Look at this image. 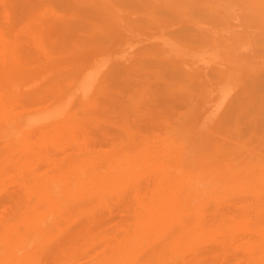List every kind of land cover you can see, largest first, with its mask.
<instances>
[{
  "label": "rangeland",
  "instance_id": "rangeland-1",
  "mask_svg": "<svg viewBox=\"0 0 264 264\" xmlns=\"http://www.w3.org/2000/svg\"><path fill=\"white\" fill-rule=\"evenodd\" d=\"M7 1H8V4L3 5L4 3H7ZM12 1H14V3H12ZM15 1L16 0H0V2H1L0 4L3 3L2 4L3 6L0 5V9H2V10H0V12H1V14L3 13L4 16H5L4 17L3 15L0 14L1 16H3V17H0V20H1V22L4 20L3 21L4 24L7 23L5 25L2 24L3 22L1 23V26L4 25L5 29H2V27L0 26V31L4 34V36L6 35L5 36L6 38H8V37L11 38V39L8 38L9 40H13L15 38V40L20 39V41H21V39L22 40L25 39L24 41H26V38H27L28 41H31L33 39L30 42V46H31V43L33 44V42H34L35 36H37V34H35V32L38 33L40 31H43L42 27H39V22H41V20L43 22H46L45 20L48 19L47 21L49 23V20L51 18L50 13L48 11H45L46 9H44V10L42 9V4H44L42 1H44V0H38V1L37 0H24L25 2L23 0H19L20 2H22V4H20L22 6L21 8H19L20 7L19 3H18V7L16 6L17 4H16ZM36 1H37V5L34 3ZM45 1H47V0H45ZM58 1L57 0H50L49 6L55 8V9L61 7L60 9H62L63 5L65 4V1L63 0L64 3H61L63 1H60V0H58ZM77 1H78V4L77 3L76 4L78 5L79 9H84L85 7L86 8L90 7V9H88V11H86V12H83L85 10L82 11V13L84 15H87V18L89 20L90 19L97 20L98 23L101 26L108 27L109 29H114V28L117 29V28L123 26V28H122L123 31H124L123 33L124 34L126 33L123 37H128V38L127 39L124 38L123 42L120 43V44L113 43L112 41L109 40V42L102 48V50L100 48L99 49H95L94 48L92 53L90 54L91 56H87L85 59H80L79 58V55L80 56L82 55L81 54L80 45H74L76 47H72L73 45H64V48L56 47V46L52 47V48L49 47L50 48V50H49L50 57L48 56V57L44 58L43 60L38 58L39 59L38 60L36 58L37 57L36 56L35 59H34L35 54L37 55V51H34V52H36V53H34L33 50H29L30 55L28 56L27 54L29 52H27V49H26L27 46H28V44H27V46H25V48H24V49H26V51L25 50L24 51L27 53V54H24L26 56L25 61L28 63V62L31 61L32 58H33L32 60H34V61H31V64H29V65L26 64V62L25 63L23 62L24 63L23 64L24 68H23L22 73L15 74L12 77L11 76L10 77L7 76L5 78V81H4V85L5 86H4V88H6V87L7 88L4 89V90L6 91V93L8 92L7 93L8 96L13 94L12 92H14V91H15L14 93L18 94L17 96L19 98H21L23 96V94H24V96L27 94L21 100L25 102L26 98H28L27 99V103H28L30 98H31V95L33 94V92L35 93L37 90H39V88L42 85H43V90H44V88L46 90V88H47L46 86H48L47 91L49 90L48 91L49 94L46 91H44V93H43L44 99L43 100L48 103L49 99L51 100L50 102H52V101H54L56 99H59V98H61L60 100L63 99L62 102L60 101V103L62 105H60V103L58 102L59 100L56 102V104L58 103V105L60 106V107L58 106V109L60 108V109L64 110V112H66V114H67V112L68 113L70 112L71 114L69 113L68 115L72 116V114H76V113H74L75 110H76V112H77V110H79L77 107L78 106L80 107V105H78V103H79L78 101L79 100L77 101V99H79L78 95H79L80 91H78V90H76V88L72 87V81L76 82L78 77L84 71L87 72V69H88L89 66L91 67V66H94V64H97V67H98V66L101 65V70H103V72H104L109 67L111 62L115 61V59L117 57L121 56V54H122L121 52L125 48H128V50L131 51V52H134V51L138 52V51H142V50H147L148 48L153 47V46L158 47V44H163L164 53L166 51L165 54H167V51H168V53L170 54V57L172 59H174V60L179 62V65H180L181 69H186V67L189 68V65H190V66H192L191 69L195 70L197 72V73L192 74V76L194 78V85L191 87V90H192L193 94L195 95V98L197 99V101H194V104H190V106L188 105V106L185 107L186 110L188 108L191 109L190 112L192 110H195V115L192 116L189 113L188 120H186L185 122H181V123H177L176 119H175L173 121V123H175V124L168 123L169 124L168 126L165 125L168 128L167 129L161 128V129H159V132H158L157 128L154 129L152 127H150V128L149 127H144V126L138 124V121H136L135 126H138L140 128L139 129H134L135 131H132V132L129 133V131H127L125 129H122L121 125H122V122H126V120L134 122L133 120H134V118L136 116L132 119V113L133 112H130V111L129 112H124V111H121V110H115V109H112L109 105H105L103 107V105L106 103V101H105L106 98H101V99H99V101L101 103V106L99 108V113L101 114V116L105 117L106 120H102V122H101L100 118L102 119V117H100V115H97L93 119L89 118L88 117V110L85 109V108H84L83 111L80 109V111L82 112V114L87 113V114H85V116L87 115L86 117H88L87 119H89V120L83 119L85 116L83 115L84 116L83 117L82 114L79 111L76 114L78 116L75 115L76 118L73 115V117H74V118L72 117L73 119L72 118H69L70 120L68 118L64 119L63 121L66 122V120H67V123L62 122V124H66V126L69 127L68 130H70V131L72 130L73 132H75V134H73V132L66 131L67 130L66 126H65L66 128L62 127V128H65V131H63L64 133H62L60 131L61 135L59 134L60 136L57 137L56 142H54V143H56V145H54V143H50L49 144V145H52V146H49V151L51 150L50 153L48 152L49 153L48 154L49 158L46 157L45 159L39 160L36 163L35 166L37 168L36 171L38 172L37 175L46 176V173L49 172V171H52V170H54V171H57V170L61 171L62 170V172H63L64 166L67 163V165L69 167L66 165L67 167L65 166L64 172H66V171L68 172V171L71 170L74 173V174L73 173L69 174L70 178L73 179V178L81 177L82 179L84 178L83 180H86V179H88V177H90L93 174L108 173V175H111L114 170H117V169L121 168L122 166H126V165H131L132 166L133 165L132 167L134 169L136 168L137 171H139L141 175H139L140 176L139 178L131 176V180L128 181L130 184L141 182L140 184L142 186H149L150 185L149 183H151V185H150V187H151V186L156 185L157 181L158 182L162 181L164 184H165V182L168 183L170 181L168 185H171V183H172V185L174 184L175 187H177L179 183H180L179 186L183 183L182 185H185V187H186L187 185H193L195 183L193 181H196V183L194 185L197 186V184L200 182L198 184V186H205V185L207 186L208 185L207 187L210 188L209 192H210L211 196L209 195V192H208L207 195H206V193H205V195L203 194L202 198H200V199L204 198L205 201L208 200L210 202L211 200L215 199V197H216V196H213L214 198L209 199V198L212 197V195H215V194L218 195L220 193L219 196L221 197L222 196L221 192H223V193L226 192L225 195H224V200L223 201L225 202L224 204L228 203L225 200V196L227 195V196L230 197V198L228 197V199L226 198L230 202V204L228 203V205H225L223 207L224 204L222 203L220 205L222 207H220L219 204L222 202V198H223V196H222V198H220L221 202H219L218 200H213L214 201V203H213V201H211L212 202L211 207H213V208L211 209V207H210L209 211H211L213 209H214V211H211V212L208 213L207 211H205V210H207L205 205L202 206L203 202L199 203V202H201V200H198L199 197L196 198V199L193 198L194 199V201H193L194 203H197V205L202 204L201 207H205L204 212H206V213L203 212V209H204L203 208L202 212L204 213L203 214L204 216L202 217V215H201L202 213H198L197 212L196 208H198V207H195V208H193L191 210V212H190L191 214L190 215L192 216L193 214H196L197 216L195 215L196 216L195 218H197V217H199V215H201L199 218L202 221L203 225L208 220L211 221L212 219L215 220L217 218V220L213 221L214 223L211 222L212 223L211 224V229L216 227V233L218 232V235L216 233L215 234L217 235V238L218 237L221 238V239H218V242L216 241L217 239H216V235H214V232H211V236H208V237H206V236H196V235H194L192 237V234H191V236H188V237H184L183 236V237H179L177 239H174L175 241L173 239H171V240H173V243H170V244H171L172 247L175 245L173 247L174 250L172 249L170 244H166V243L163 244V245L161 244L162 247L158 246L157 248H151L153 246H156V244H154V243H156L157 241H160V240H152V241H150V239H147L145 241L144 239H140L141 241L143 240L142 241L143 245H135L134 248L130 252L128 250H126L125 252H122V250H119V253H118V250L115 248V245L117 246L118 241H119L118 238L120 237V236L118 237L117 235L120 234V233L122 234V230L120 229L118 224L121 223V220L123 219V217H121V219H120V216H123V214L121 213V215H120V212H119V215H118V213L115 212L113 214V216L111 217V215H109L108 213L106 215L105 211L99 210L98 212L100 214L102 212L105 213V216L103 214H101L103 217H105V219H103V224H102L104 227L102 225H98V227H99V229H98L97 226H95V228L93 226L92 230H93V232L96 230L97 231L96 233L95 232L91 233L90 232V231H92L91 229L85 230V231L82 230V226L84 224V222H83L84 219L81 218V221H79V222H77L78 220H75L76 222H73L75 226H73L72 225L73 223L70 222L69 223L70 229L68 231H70V230L71 231L69 232L68 236L63 238V240L65 239L64 241H66L67 240L66 238L68 237V239H70L69 237L71 235V240L70 241H72V242L70 243V241L68 240V243H70V246L67 243L68 244L67 246L69 248L72 246L71 249L64 248V246H66V244L64 245V241L62 240V237H60V236L59 237L58 236H53L55 239L56 238L58 239V240L56 239L57 242H55L57 244L54 243L57 246H55L53 244V242L55 240L53 237L50 238V241L51 242L53 241L52 242L53 246L50 245L51 243H50L49 239L47 240L46 238H44V239H46L48 241L47 244H49L51 246L50 247L51 250L49 248L50 252H48V250H46V251L43 252V255H42V252H41V256H40L39 254L35 253L37 250H38V252L40 250L38 248H36V246H34L37 250L35 249L36 250L35 251L34 247H32L33 251L30 252L32 254H29L28 257H27L28 259L24 260L23 263L22 262H20V263L21 264H25L27 261L30 262L31 259L33 260V259L37 258L36 255H39L41 257L40 258L38 256V258L36 259L37 261L35 260V262H38V263H35L34 261H31L30 264H33V262H34V264H40L39 263L40 259L42 260V261L40 260L41 264L42 263L44 264V261L47 262V263L45 262V264H52V262H53V264H59V263L55 262L54 259H56V261H61V260H59L60 258H63L62 259L63 261H61L62 263L63 262L64 263L65 262H69V263H65V264H76V263L77 264H95L96 262H97L96 264H106L107 262H109L107 264H111L110 262H112V264L113 263L115 264L116 263L115 261H117L118 258H119V260H118L119 262H117V264H120V262H121V264H135V263L136 264H142V262H144L143 264H147L148 262H149L148 264H150L151 262H155L156 263L157 261L159 262L158 264H164L165 262H166L165 264H173V263L175 264L176 260H178V262H179V263L177 262L178 264H182V263L183 264L184 263L185 264H189L188 260L191 263L192 259L196 260V261L200 260V261H197V264H198V262L200 264L201 261L202 262L207 261L208 262L207 264H211L212 262L209 263V261L216 259L217 261H215V262L219 263L218 260L220 258H222V260L225 258V260L227 259L226 261H228V262H225V260H223L219 264H227V263H229V264H244L246 262V260H248L249 264H251L250 262H252V264H254V263L255 264H257V263L259 264L260 262L264 261V259L261 258L262 256L264 257V253L260 254V252H259V249L263 248V245H264V240H263V238H264L263 234L264 233H261V231H258V232L254 231L256 226H255V228H253L254 226L252 224H254L255 221H250V222H254V223L251 224L253 227H251V225L248 223L253 231L248 226H245L246 228L244 227L245 230H243V232L240 231L242 229V227H243L242 226L243 223L241 221L242 220L241 217L244 218L245 216H247L248 218L245 217L246 218L245 220H248L249 216L252 215L251 213L255 212L256 208H254V207L250 208L249 206H252L254 204V203L252 204L251 201L255 200V197L259 196V194L255 192L256 196L254 195V198H253V195L250 194L252 192L248 191L249 192V194H248V192H245V193H244V191L238 192V191L233 190V188H231V187H234L231 184L236 183V180H237L236 178H237L238 174L241 173V170H242V173H241L242 176L240 175V177H238V178L242 177V178H244L246 180L245 176L248 177V173H250L252 176L253 175L254 176L257 175L256 178H254V176H253L252 180H251V178L250 179L247 178V181H246L247 182L246 183L247 186L248 185L251 186L250 181L254 182L253 180H256L254 182V187H257L259 184L262 185L264 183V0H96V1L95 0H77ZM31 2L34 5H36V6L34 7ZM39 3H41L40 4L41 6L38 5ZM25 4L28 7L25 6ZM6 5L10 6V7L7 6V8L9 10L6 9ZM1 6H2V8H1ZM24 6H25V8H24ZM3 7H5V8H3ZM26 7H27L28 10L31 7L32 8L30 9V11L27 12ZM36 7L39 8V9H37ZM10 8H15V9H10ZM22 8L24 9V11H23ZM35 8L37 10H39L40 12H38ZM34 9L36 11H34ZM41 9L43 10V12L41 11ZM3 10H4V12H3ZM14 11H16V13L17 12L18 13L16 14V13H14ZM31 11H32V13H31ZM33 11H34V13H33ZM24 12H26V13H24ZM29 12H30V14H29ZM35 12L36 13L38 12V13L36 14ZM12 13L15 14L14 17L11 15ZM32 14H34V15H32ZM11 17H13V18H11ZM45 17H46V19L44 20ZM7 18H9V19H7ZM10 19H12V20L14 19L15 21L14 20L11 21ZM9 21H11V23L13 22L12 24H14V23L16 24V25L14 24V26H13L14 28L11 30V31H13L12 33H10L11 31L9 32V30L11 29L10 28L11 26H9V23H10ZM11 23H10V25H12ZM6 25H8V27ZM4 26H3V28H4ZM5 30H6V33H5ZM14 32H15V35L19 34L20 36L17 35V37L18 36L19 37L16 38L15 35L14 36L12 35V37H10L11 36L10 34H14ZM44 34H45V32H44ZM7 35H10V36H7ZM45 36H47V35H45ZM24 37H26V38H24ZM29 37H31L30 38L31 40L29 39ZM55 40L56 39L53 38L51 42H54ZM17 41H19V40H17ZM24 41H21V42H24ZM34 46L35 45L33 44V46H31V47H34ZM83 47H85V46H83ZM30 48H28V49H30ZM174 48H175V50H173ZM0 49L1 50L3 49V45L1 44V41H0ZM31 49H33V48H31ZM60 49H62V50H60ZM177 49H179L180 52H177L176 51ZM31 51H32V53H34L33 54L34 56H31V54H32ZM207 55H210L211 57L207 56ZM201 56L203 57L204 61L208 60L209 61L208 63H210V64H208V66L206 68L204 67L206 70L203 67H201L203 65L202 63L204 62V61L202 62L201 61L202 59L199 58ZM28 57H30V58L32 57L31 59L29 58L30 61H28V59H27ZM214 58L216 60H218V61L223 62V63H218V61H217V63H214L215 62ZM198 59H201V60H198ZM210 59L211 60L214 59V62L212 61L214 64L212 62H210L211 61ZM41 60H42V62H41ZM51 60L54 62L52 64L53 66H51V62H52ZM54 60L56 62L60 60V63L59 62L56 63ZM34 62H36L37 64L35 63L34 66H33ZM38 62H39V64H38ZM40 62H41V64H40ZM186 62H188V63H186ZM189 62H191V64ZM194 62H195V65H194ZM217 64H220L221 66L220 65L217 66ZM38 65H39L40 69H39ZM54 65H56V66L59 65V66H62V68H64V67H66V68L64 70H62V68H61V70H60V67L58 66L59 68H55V70L57 69L56 72L53 71V69L51 68L50 69L51 73H47V72H49V71H47V70H49V67L50 66L54 67ZM26 66H28V67H26ZM45 66H47V67H45ZM196 66L198 67V70H197ZM41 68L43 70H45V72L47 73V76H46V73ZM193 68H196V69H193ZM224 68L228 69V71H223ZM152 69H154V68H152ZM203 69L205 70V72H204ZM59 70H60V72H62L61 74L64 75V76L61 75L59 77L60 78L61 77L62 78L65 77V78H67L66 79L67 81H65L64 79H63V81H61L62 79L59 80V78H57L58 75L60 74L58 72ZM40 71H43L44 73L41 72V74H45V75L41 76L40 73H39ZM63 71L64 72H68V73H66L67 75L64 74ZM54 72H55V74L57 73V75H55ZM17 75H19L20 79L19 78L17 79V77H18ZM65 75L68 76V77H66ZM206 75H208V76H206ZM39 76L42 77L43 80ZM14 77H15V79L17 81L14 79ZM33 77L35 79H38V80L41 79L40 81L41 82L43 81V82L41 83L38 80H36V82H35V79H34V83H33L32 82L33 80H31V79H33ZM49 77H52V80ZM73 77H75V78H73ZM10 79H11V82H12V79H14L16 81V82H12V83H15V84H13V86L11 85L12 83L10 84ZM48 80L51 81L50 82L51 85L48 83L49 82ZM57 80H58V82H57ZM64 81H65V83H64ZM69 81H70V83H69ZM31 82H32V84H30ZM46 82H47V84H46ZM16 84H19V85L17 86ZM44 84H46V85H44ZM48 84L50 86L53 85V87H49ZM22 85L23 86L27 85V86L23 87ZM64 85L66 86V89L64 87H63L64 89L62 88V86H64ZM58 86L61 87V88H59ZM34 87H36L37 90ZM70 87H71V89L74 90L73 93L71 91H70L71 93H69ZM53 88H56V89H53ZM58 88H59V90H58ZM9 90L11 92H9ZM16 90L18 91V93L16 92ZM50 90L51 91L53 90V92L55 91L54 92L55 94L59 93L56 96V98H54L55 96L53 97V95L51 94L52 92L50 93ZM62 90H64V92ZM94 90H95V88L93 87V89L91 91L93 92ZM56 91H58V92L56 93ZM59 91H61V92H59ZM228 91H230V93L227 96L226 93H228ZM65 93H69L68 94L69 95L68 102L70 101L69 98H71V97L75 98V99L77 98L76 100L75 99L74 100L71 99L72 102L73 101L75 102L74 105H76V109L72 108V107H75V106H73L74 102L73 103L71 102L70 104H68V102H66L65 98H67V97H66ZM16 94H13V95L15 96ZM29 94H30V96H29ZM74 95H76V97ZM221 95L222 96L225 95L226 98H224L225 100L224 99L222 100V104L219 106V108H218L219 110L217 111V114L213 118H211V121L208 122V123H205L204 127H202V125H200L201 123H204V122L200 121L199 123L196 124L197 117L201 119L202 115L204 114L206 109L209 108L210 105H212L214 103V99L215 98L217 99V97L219 98ZM48 96H50V97H48ZM222 96H221V98H222ZM11 98H14V97L12 96ZM15 98H14L13 102L11 103L13 105L12 106V109H13L12 113L16 114V112H17L19 114L21 112V113H23V115L29 114V113H32V111L34 112V109H36L39 106L38 104H37L38 106H36V103H34L32 101V103H29V104H31L32 106L35 104L33 107L32 106L30 107L29 105L23 106V104H21V107H20L19 103H22V102L16 100L17 98L16 99ZM15 102H19L18 103L19 105L17 104L18 107L16 106ZM27 103L25 102V104H27ZM39 104H42V103H39ZM43 104H45V103L43 102ZM64 105H67V106H64ZM55 106H57V105H54L53 107H55ZM70 106H71L72 110L74 111L73 112L71 110L73 113L70 111ZM19 107L20 108L23 107V108L20 109ZM17 108H19L20 110L17 109ZM30 109H32V110H30ZM86 110H87V112H86ZM84 111H85V113H83ZM63 116H65V115H63ZM77 117L81 118L82 121H84L86 123L88 122V125H90L91 127H88V126L84 125L86 123H84V124L82 123V124H78L79 126L77 125V127H78L77 128L76 127V123H75L76 122L75 119L79 120ZM94 119H95L96 123H94ZM97 119H99V120H97ZM73 120H74V122H73ZM89 121H90V123H89ZM92 121H93V123H92ZM68 122H70V124H72V125L74 124L75 128H74V125L72 126V125L69 124V126H68L67 125ZM236 123H237V125H236ZM95 125H97L98 127L95 126ZM83 126H86V127H83ZM49 127L50 126L47 127L48 130L46 129L47 131H49ZM80 127L84 128L85 132H83V133L85 135L82 133L83 129L80 128ZM53 128L55 129V127H53ZM53 128H52V126L50 127L51 130ZM62 128L60 126L61 130H62ZM87 128H88V130H87ZM103 128H105L107 130L106 131L107 135H106V132H105V134L104 133L102 134V133L99 132V130L100 131L101 130L105 131V129H103ZM143 129H144V131H143ZM136 130H140V131H136ZM51 132L49 134L50 135L52 134L51 136H54L55 135V131L52 132V133ZM66 132L69 135L68 134L65 135ZM91 132H94L95 134L96 133L97 134L100 133L101 134L100 135V139L98 137H95V134H92ZM155 132H157V133H155ZM31 133L34 134L32 131H31ZM90 133H91V135H89ZM77 134H79V135H77ZM86 134L88 136H92L93 138L95 137L94 139L97 138L98 143H97V140L93 141L92 137L88 138V136H86ZM75 135L78 136V137L75 138ZM103 135L107 136V139ZM125 135H126V138L129 137V138H127V140H125V138H123V136H125ZM135 135H137V137H139V138H136ZM37 136L38 135H34V137L33 136L32 137H33V139L39 138ZM67 136H69V137H67ZM83 136L85 138H83ZM101 136H103L106 141L108 140V142H106L104 139H103L104 140V142H103V140H101V138H103V137H101ZM108 136H109V138H108ZM145 136L146 137L148 136L147 137L148 142L146 140L144 141ZM173 136H175L177 138H175ZM65 137H66V139H64ZM80 137H82L83 139L80 138ZM140 137L143 140L142 142L140 140ZM171 137H173L174 139L171 138ZM113 138H115V139H113ZM155 138H156L157 142L154 140ZM89 139H90V141L92 140L91 141V145H90V142L88 141ZM120 139H121V141H119ZM168 139L171 142H169ZM176 139H178V140H176ZM62 140H64V141H62ZM78 140H79V143H77ZM85 140H87L88 143ZM109 140H111L112 142L109 141ZM66 141H67V143H66ZM151 141H152V143H150ZM193 141L195 142V144H194ZM68 142H70L72 145H73V143H75V145L71 146V144L68 143ZM100 142H103V143L101 144ZM109 142H111V144L116 142V144H113L114 146L110 147L111 144ZM191 142H192V145H191ZM65 143L67 144L65 146L68 149L72 148L73 151H72V149L69 151L64 146ZM94 143H97V144H94ZM106 143H108V145L109 144L110 145L108 146ZM140 143H142V144H140ZM145 143L147 144V146L144 147ZM149 143L151 144V147H148V146H150ZM203 143H204V147H203ZM99 144H101L102 147L106 146L105 147L106 149L102 148ZM118 144H120V145H118ZM98 145H99V147H98ZM132 145H134L133 147H135V146L136 147L133 148ZM161 145H163V146H161ZM184 145L185 146L187 145L189 149L187 147L185 149ZM58 146H60V147L62 146L61 150L59 149ZM96 146H97L98 150L96 149ZM63 147H64V150L62 149ZM74 147H75V149H74ZM107 147H109V148H107ZM183 147H184V149H183ZM145 148H146V150H145ZM149 148H151V149H149ZM155 148H156V150H155ZM58 149H59L60 152L58 151ZM65 149H67V150H65ZM173 149H175V150H173ZM190 149H193V150H190ZM196 149L198 151L201 149L200 153L202 152L201 155H203L204 158L206 157L205 159L207 161H210V158H211V161H210L211 165L210 164H208L209 166L208 165L207 166L202 165V162L198 161V160H200V158H199L200 155L199 154H198L196 159L194 158L195 160H197L198 158L199 159L197 160V162L195 164L193 163L194 162V160H192L193 156H192V154L189 155V153H191L190 151H194L193 153H195V155H197L196 154ZM202 149H204L205 151H206V149H207V151L209 149V152L211 151V155H209V152H206V153H208L207 156L204 155L206 153H204L205 151H203ZM84 150H86V151H84ZM89 150L90 151L92 150L91 151L92 154H91V152ZM147 150H149V151H147ZM160 150H162V151H160ZM182 150L184 152H185V150L188 151V153H187V151L185 152V155L188 154L187 157H184L185 160L183 159V157L178 159V156H180V152H182ZM61 151H62V153H61ZM76 151L80 152V154L77 153ZM171 151H172V153H171ZM81 152H82V154H81ZM89 152H90V154H89ZM147 152L148 153L150 152L151 154L150 153L148 154ZM158 152H160V153L158 154ZM161 152H164V154L162 155ZM167 152H169V154L171 153L172 157L169 156L167 154ZM64 153H65V155H64ZM53 154H54V156H53ZM72 154H74V157H72ZM156 154L158 156L161 155L160 158ZM177 154H178V156H177ZM214 154H215V156H212ZM62 155H63V157H62ZM149 155H152V157L153 156L154 157L152 158ZM174 155H176V156H174ZM58 156H60V158ZM65 156H67V158H66L67 160L65 159ZM75 156H77V157H75ZM134 156H136V157H134ZM139 156H141L140 159H139ZM162 156H163V158H162ZM169 157H170V159L171 158L172 159L171 160L168 159ZM149 158L151 160H149ZM164 158H166V160L168 159L170 161L174 160L173 158H175V159L177 158L179 161L176 159L178 162H176V160H175V162L176 163L180 162V165L179 164L178 165L175 164V162H173V161H172L173 164L165 163L166 161H164L165 160ZM186 158H188V159H186ZM63 159H64V162L62 161ZM68 159H69V161L70 160L71 161L69 162ZM155 159H158V160L161 159L162 160V161L161 160L160 161H161V164H164V167H163L164 169H161L162 167L161 168L159 167L160 163L158 164V160L156 161ZM216 159H220V160H218L219 163L217 162ZM56 160H58V161H56ZM138 160H139L140 163L139 162H135V161H138ZM220 161H221V164H220ZM227 161H228V163H227ZM47 162H49V163H47ZM62 162L64 163V165H63ZM147 162H149V163H147ZM181 162L185 164V165L183 164L184 165L183 167H180L182 165ZM203 162H205V160H203ZM70 163L72 164L71 166H70ZM224 163H226V164H224ZM166 164H168V165H166ZM187 164H189V165L186 166ZM204 164H206V162ZM51 165H53V166H51ZM99 165H101L102 167L99 166ZM222 165L226 169L227 168L228 169L225 171V168H223ZM226 165L229 166V167H226ZM161 166H163V165H161ZM167 166L168 167L170 166L169 167L170 170L168 169ZM174 166H175V168H174ZM204 166H205V168L207 167L208 171L210 169L211 171L213 170L214 172H210L211 173L210 175L208 174V175H205V177H204V173L208 172V171L202 170L204 168ZM157 167H159V170L161 169L163 172L160 173L161 170L158 172ZM179 167H180V169H179ZM220 167H221V169H220ZM74 168H76V169L74 170ZM184 168H188V169H184ZM38 169H40V170H38ZM67 169H69V170H67ZM181 169L182 170L184 169L183 171H186L185 173H188L189 176H191L190 173L193 174L195 172L193 174L194 176L193 177L191 176L192 178L189 177L188 174L186 175L188 178L185 177V176H181V175H183ZM193 169H195V170H193ZM200 169H201V171H204V172H202L203 174L201 173ZM215 169H218L219 173ZM244 169H245L246 172L244 171ZM192 170H193V172H192ZM222 170H224V171H222ZM230 170H231V172H230ZM247 171H248V173H247ZM156 172H158V173H156ZM185 173H184V175H185ZM199 173H201V174H199ZM212 173H214V174H212ZM220 173L223 174L224 176L221 175ZM167 174H169V175H167ZM231 174L232 175L234 174L235 176L233 175V177H231L232 176ZM236 174H237V176H236ZM250 174H249V177H252ZM180 176L182 177V179H181ZM209 176H211V177L208 178ZM8 177H11L10 179L9 178L8 179L15 186V183H14V180H13L14 177H13V179H12L11 175H9ZM145 177H147L148 179L145 178ZM178 177H179V179L182 180V182L180 180H178ZM196 177H197V180H194V178H196ZM213 178H216L217 181L218 180L221 181V179H222V181H224L226 179L225 180L226 182L225 181L223 182L224 185H226L228 183V180L231 179V178L232 179L235 178L236 180L234 179L235 182H231L232 180H230L229 181V186H228V184H227V188L223 186V189H224L223 190L222 189L223 183L221 184L222 181L220 182V184H221V186H220L221 189H220L219 188L220 184L218 185L219 181L216 182V179H213ZM242 178L238 179V180L239 181L243 180ZM168 179H169V181H168ZM198 179H200L199 182H198ZM201 179H203V181H206L207 179H210L209 182H211L212 185L207 184L208 180L206 181V183L204 182L205 185L204 184L202 185ZM212 179L214 180V182L216 184H213L214 182L211 181ZM142 180H144L146 182V184ZM177 180L180 181V182H178ZM248 180H250V181H248ZM191 181L193 182V184L190 183ZM184 182H186V183H184ZM188 182H189V184H187ZM238 182H237V185L239 184ZM241 182H243V181H241ZM256 182L257 183L261 182V183H259L257 185ZM255 183H256L257 186L255 185ZM143 184H145V185H143ZM244 184H245V182L242 183V185H244ZM215 185L218 186L217 188L220 189L219 190L220 192L219 191L216 192L218 189L215 187ZM10 186L8 187L9 188V193H6V192H8V190H6L4 192L0 191V193L2 192L1 193L2 195L0 194V197L1 196L3 197L2 199H0L1 200L0 202L2 204L5 203L4 199H8L6 197L8 195L10 196L13 192H14L13 193L14 197H16V198L20 194L19 190L14 189V186L12 187L11 184H10ZM240 186L238 185L237 187L238 188H242L243 187V186L242 187H240ZM247 186L245 188H249L250 187V186L249 187H247ZM251 187H253V186H251ZM263 187H264V184L262 186L259 185L258 188H255V189L252 188L253 189L252 191H255L257 189L258 191L260 190L262 192L263 191L262 190ZM10 188H11L12 191L10 190ZM213 188H215L214 189L215 192H214ZM230 188L233 191H235V192L234 193H230L229 192V191H231ZM238 188H236V184H235V188L234 189H238ZM228 189H230V190H228ZM243 189L244 188H242V190ZM238 190H240V189H238ZM247 190H249V189H247ZM143 191H142V194H141V198H142V195L144 196V198H142V199H145V198L149 199V198L152 197V193H151L152 191L151 192L149 190H143ZM211 192H214V194L211 193ZM3 193H6V194L3 195ZM143 193L147 194V195L145 196ZM227 193H229L230 195H228ZM208 195H209V197H208ZM263 195L264 194H262L260 196H262L263 200H264V196ZM4 196H6V197L4 198ZM219 196H217V197H219ZM259 198H261V197H257V199H258L257 203H259V200H260ZM7 201L8 200H6V204L9 203V202L7 203ZM205 201H204V203L207 204V202H205ZM216 201H217V203L219 202V204H217L218 206L215 203ZM255 201H253V202H255ZM261 201H262V199L260 200V203H261ZM211 202H210V204H211ZM248 202L250 203L249 206H247L249 204ZM231 203H232V205H231ZM70 204L71 203H69V205H68V211H69V209L72 210L73 209L72 207H74L73 204L72 205H70ZM210 204H208V205L210 206ZM209 206L207 208H209ZM246 206L249 207V208L247 209ZM3 207H5V209ZM2 208L4 209L3 212L5 214V210L8 207H6L5 204L2 207L0 206V212H1L0 216H2L1 214H3L2 211H1V210H3ZM224 208L228 209L227 211H229L231 209L228 213H229V215H231L230 217L233 218V221H232V219L229 216H226L227 215L226 214L227 211ZM194 209H196V211ZM199 209H200V207H199ZM219 209H220V211H219ZM250 209L252 210L251 212L249 211ZM8 210H10V208L7 209L6 211H8ZM71 210L69 212H67V213L71 217H73L72 213H71ZM217 211H219V212H217ZM8 213H9V211H8ZM207 213L209 215L211 213L212 219H211V217L209 218V216H207L208 215ZM6 215H7V212H6ZM116 215H117V217H116ZM220 215L222 217L223 216L225 217V218H222V220L224 219L226 222L228 220V223L224 224V226L226 228L225 229L226 232L223 229V231H224L222 233L223 236H221L220 232H222L221 228H224V227H222L223 224H222V226L220 224H221V222L223 223L225 221L221 220V216ZM205 216L207 217V220H206V218L204 219ZM218 216L220 217L219 219H218ZM226 217L230 218L231 222H229V219H226ZM115 218H118V219H116L117 222L115 221ZM108 219H110V220L108 221ZM113 220L115 222H113ZM218 220H220L221 222L218 221ZM111 221L113 223H111L109 225L108 222H111ZM217 221L220 222V223H218ZM248 221H246V222H248ZM215 222L217 223V226L220 225L219 227H221V228L215 226L216 225ZM232 223H234V225H235V223H238V225L234 226ZM229 224L230 225L232 224L231 226H229L230 228L226 226V225H229ZM116 225L118 226V229H117ZM243 225H245V224H243ZM106 226H108V228L110 226H112V227H110L111 230H113L112 228L116 227L115 228L116 230L112 231L113 233L115 232L114 233L115 235L114 234H107L106 233L107 229H105L106 231L104 230L105 231V233H104V231H102V230H103V228H107ZM79 227H80V229H79ZM96 227H97L98 230L96 229ZM76 229H79V230L76 231ZM80 230L82 231V233H78ZM228 230H229V234L231 233L230 236L227 234ZM119 231H120V233H119ZM99 232L102 233V235H100L101 237L104 235L103 236L104 238L102 237L103 239L99 238V236H98ZM107 232H109V231H107ZM73 233H76V234H79V235L81 234L80 236L78 235L79 239H76L77 236H75L76 234H74V236H75L74 237ZM84 233L87 234L89 236V238H90V236H92V234H93V236H92V238H90L88 240V237L86 238ZM225 233H226V235H225ZM258 234L262 235V239H260L261 240L260 243H259V239H258V243L255 242L256 241V237L255 236H257V238L258 237L261 238V235L258 236ZM105 235L107 237H105ZM188 235H190V234H188ZM81 236H82V239L80 238ZM185 236H187V235H185ZM236 236H237V240H235ZM253 236L255 238V241H254V238H252ZM97 237L100 239L99 241L96 240V239H98ZM111 237H115L113 239H116L115 240L116 243H115V245H113V247H112V244H114V241H113V239H111ZM59 238H61V239L59 240ZM73 238L76 241H73L74 240ZM105 238H109V239H107L109 241H108V243L105 242L107 244L104 245L103 242H104V240H106ZM187 238H188V240H187ZM214 238L216 240L215 241L214 240L211 241ZM226 238L228 240H225ZM84 239H86V240H84ZM91 239H95L94 241L96 243L90 241ZM167 239H169V238H167ZM182 239H183V241H182ZM184 239H185V241H184ZM102 240H103V242H102ZM252 240L254 241V243L260 244V246L257 245L256 248H255V246H252V244H253L251 242ZM58 241L63 242L64 246L62 245V243H61V245H59ZM85 241H87L89 244L88 243H87L88 245H86V244L84 245L83 244L85 249L82 248V253L86 254V252H88L87 253L88 255L86 254L84 256L83 254H80L81 253V249L80 250H78V249L82 247L81 244L84 243ZM164 241L166 242V239ZM203 241L205 242L206 246H205ZM227 241H228V244H227ZM248 241H250V242H248ZM75 242H76L77 245L79 243V245H81V247L78 248L79 245L77 246L75 244ZM219 242H222V243L225 244V245L222 244L224 248L222 247V245ZM246 242H248V243L246 244ZM174 243H176V244H174ZM193 243L195 245H193ZM196 243H197V245H196ZM211 243H214L215 245L217 243V245L213 247L214 244H211ZM232 243L234 244V246H232L233 245ZM244 243L246 245H248V246L245 245L246 247H244V245H243ZM208 244H210L209 248H210V246H212V249L214 251L208 248V246H207ZM240 244H241V246H240ZM226 245H228V246H226ZM253 245H255V244H253ZM60 246H63V249H60L61 248ZM100 246H102V247H100ZM109 246H110V248H109ZM168 246H170L171 252L168 251V249H169L168 248L167 252H166L167 255H166L164 251L162 252V250H163V247L167 248ZM188 246L190 247V249L193 248L192 254L190 253L191 250L189 249ZM73 247H75V249ZM185 247L187 248V250H186ZM243 247H244V249H243ZM247 247H248V250L246 249ZM257 247L259 248L258 250H256ZM92 248H93L94 252H92V250H91ZM111 248H114V250H111ZM179 248H182V250L179 249ZM183 248H185V250ZM225 248H227V249L229 248L230 249V250L226 249L227 253L226 252L224 253V251L222 252V254L224 253L225 255H222V254L218 253L219 250L221 252V250H225ZM55 249H57L56 250L57 252L55 251ZM76 249L78 251H80V252L76 251ZM148 249L149 250L151 249L150 252H151V254H154V256L150 255V252H149ZM153 249H156V250L159 249L158 251H160V249H161V253H159L157 251V254L160 255L159 258L157 257L159 255H155L154 251H156V250H153ZM194 249H195V251H194ZM240 249H242L243 251H241ZM1 250H4V249L0 248V251ZM90 250H91V253H89ZM104 250H107V252H105ZM178 250L180 251L179 257H178V253H179ZM209 250H210V252H209ZM262 250H263L262 252H264V248ZM137 251H140L139 256H137L135 254V253H137ZM173 251H174V253H173ZM185 251H188L189 253L185 252ZM248 251H252V252L256 253V255H259V256H257V257L255 256L254 257V255H252V254L249 255V253H251V252H248ZM260 251H261V249H260ZM8 252L9 251H7V250L5 252L4 251L0 252V256L2 254H3V256L5 255L4 256L5 258H3V256L0 257V258L5 259V260L1 259L3 261H1L0 264H13L12 263L13 262L12 259H10V252L9 253ZM109 252H111L110 255H108ZM115 252L118 253V255L116 254V256H114ZM235 252H237V253H235ZM245 252H248V253H245ZM4 253H6V254H4ZM50 253H51V255L47 256ZM78 253H79L80 256H78ZM163 253L165 254L166 257L164 256ZM171 253H173V254H171ZM182 253L183 254L186 253L188 255V257H187V255L186 256L183 255L184 257L182 256L183 257L182 258L180 256V255H182ZM197 253H199V254H197ZM100 254H101V256H100ZM130 254L133 255L134 257L132 258ZM194 254L195 255L197 254V255L195 256ZM211 254L213 256H216V255L217 256L213 257ZM226 254H228V255L231 254L230 257H231V259L233 261H234V257L235 258L238 257V258H236V260L234 262L230 263L229 259H228L229 256L228 255L226 256ZM234 254H238V255L236 256ZM149 255L152 258H154V260L155 259H158V260L154 261ZM162 255H163V257H162ZM198 255H200V256L202 255L203 258L198 256ZM31 256H33V257L31 258ZM42 256H43V259H42ZM97 256H99V257H97ZM123 256L125 257V262H124V257ZM155 256L157 258H155ZM167 256H168L169 259L167 258ZM210 256H211V258H210ZM249 256H252V257H249ZM66 257H68V258L65 260ZM76 257L77 258L79 257V259H77V261L79 263L76 261ZM86 257H87V259H86ZM92 257H94V258H92ZM106 257H109V258H106ZM180 257L183 259L182 262H181V258ZM197 257H198V259H197ZM207 257L209 259H211V260H209ZM248 257L250 259H248ZM71 258H72V261L70 260ZM83 258H85L84 261L82 260ZM163 258H165V259H163ZM176 258H178V259H176ZM187 258H188V260H187ZM251 258L254 259V260H252ZM126 259H127V262H126ZM132 259H134V262H133ZM159 259H162V261L161 260L159 261ZM166 259H168V262H167ZM231 259H230V261H232ZM261 259H263V260H261ZM50 260L52 262H49ZM150 260H153V261H150ZM103 261H105V262L103 263ZM128 261H130V263ZM29 262H28V264H29ZM145 262H147V263H145ZM202 262H201V264H202ZM205 263L206 262H204V264ZM193 264H194V262H193ZM213 264H214V262H213ZM262 264H264V263L262 262Z\"/></svg>",
  "mask_w": 264,
  "mask_h": 264
},
{
  "label": "bare ground",
  "instance_id": "bare-ground-1",
  "mask_svg": "<svg viewBox=\"0 0 264 264\" xmlns=\"http://www.w3.org/2000/svg\"><path fill=\"white\" fill-rule=\"evenodd\" d=\"M24 1V0H23ZM38 1V0H37ZM37 1L36 2H34L36 5H37ZM58 1V0H57ZM60 1H63V0H60ZM65 1V4L63 5V7H62V9H60V8H57V9H55V8H53V7H50L49 6V2H50V0H47V1H42L44 4H42V9L44 10V9H46L45 11H48L49 13H50V16H51V18H50V20H49V23H48V19L47 20H45L46 19V17L44 18V20L46 21V22H43L42 20H41V22H39V27H42V30L43 31H40V32H38V33H36L35 32V34H37V36H35V38H34V42H33V44L35 45L34 47H31V46H33V44L31 43V46H30V42L33 40H31L30 38L31 37H29V39L31 40V41H28L27 40V38L26 37H24V38H26V41H24L25 39H21V41H24V42H21L20 41V39H17V40H19V41H17V40H15V38L13 39V40H9V39H11V38H6L5 36H4V34L0 31V41H1V44L3 45V49L1 50L0 49V191H6V190H8V192H6V193H9V186H10V184L12 185V187L14 186L13 184H12V182H10V178L11 177H8L9 175H11L12 176V179H13V177H14V183H15V186H14V189H17V190H19V196L16 198V197H14V192L9 196H4V198L6 197V198H8V199H4V201H5V203H1L0 204V206L2 207V206H4V204L6 205V207H8L7 209H9L10 208V210H8L9 211V213H8V211H6L5 210V214H4V209H5V207H3L2 209L3 210H1L2 211V213L3 214H1L2 216H0V248H2V249H4V250H1L0 252H2V251H9L10 252V259H12V263L13 264H19L20 262H22L23 263V261L24 260H27L28 258V255L29 254H32V253H30V252H32L33 251V249H32V247H34V246H36V248H38L40 251V253L38 252V250L34 247V250L36 251L35 253L36 254H39L40 256H41V252H42V255H43V252L44 251H46V250H48V252H50L49 251V248L51 247L50 245H52L53 246V244L55 243V242H57V240L53 237V236H60V237H62V240H63V238L64 237H66V236H68L69 235V232L71 231H68L69 229H70V225H69V223L70 222H76L75 220H78L77 222H79V221H81V218L82 219H84V224H83V226H82V230L83 231H85V230H89V229H91L92 230V227L94 226V228H95V226H97L98 227V225H102L103 224V219H105V217H103L101 214H103L104 216H105V213H99L98 211L99 210H102V211H105L106 212V215H107V213L109 214V215H111V217L113 216V214L115 213V212H117L118 213V215H119V212H120V215H121V213L123 214V216H120V219H121V217H123V219L121 220V223H119L118 224V226L120 227V229L122 230V234L120 233V231H119V233L121 234H118L117 236L119 237L118 238V244H117V246L115 245V240L116 239H113V238H115V237H111V239H113V241H114V244H112V247H113V245H115V248L118 250V253H119V250H122V252H125L126 250H128L129 252L134 248V246L135 245H143V240L141 241L140 239H144L145 241L147 240V239H150V241H152V240H160V241H155L156 243H154V244H156V246H153V247H151V248H157L158 246H161V244L163 245V244H170V243H173V240L174 239H177V238H179V237H188V236H191V234H192V237L194 236V235H196V236H206V237H208V236H211V232H214V235H218V232L216 233V227L215 228H212L211 229V224L212 223H214L213 221H215V220H217V218L215 219V220H213L212 219V217H211V213H210V215L208 214L209 212H211V211H214V209L213 210H211V211H209V209H210V207H211V205H212V202L211 201H213V200H218L219 202H221L220 201V198H222V196H223V198H222V202L219 204V202L217 203V201L215 202L216 203V205L217 204H219V206L223 203H225L223 200H224V195H225V193L226 192H221V194H222V196L220 197L219 196V194L218 195H212V197L211 198H209V199H212V198H214L213 196H216L215 197V199H213V200H211L210 202H211V204H210V202L207 200V201H205V199L203 200V199H200V198H202V196H203V194L205 195V193H206V195L208 194V192H209V190H210V188H208L205 184H204V182L206 183V181L208 180V183L207 184H209V185H212V183L211 182H209V180L210 179H207L206 181H203V179H201V181H202V185L204 184L205 186H198V184L200 183L199 181H200V179H198V184H197V186L196 185H194L195 183H196V181H193V182H195L194 184H193V182L191 181L190 183H192L193 185H187V184H189V182L186 184L187 186L185 187V185H180L179 186V184H178V186L177 187H175V185L173 186L172 185V183H171V185H168L169 184V179H168V183H166L165 182V184L162 182V181H160V182H158L157 181V184L156 185H154V186H151L150 187V185H151V183H149L150 185L149 186H142L140 183L141 182H137V183H134V184H130L128 181L129 180H131V176H134V177H136V178H139L140 176L139 175H141L140 174V172L139 171H137V169L135 168H133L131 165H126V166H120L121 168H119V169H117V170H114L113 171V173L111 174V175H108V173H98V174H93V175H91L90 177H88V179H86V180H83L81 177H77V178H70V175L69 174H71V173H73L71 170L70 171H66V172H64V170H65V166L67 165V163L65 164V166H64V170H63V172H62V170L61 171H54V170H52V171H49V172H47L46 173V176H44V175H37L38 174V172L36 171L37 170V168H36V163L39 161V160H42V159H45L46 157H48V154L50 153V151H49V146H52V145H49L50 143H54V142H56V140H57V137H59L60 135H61V132L62 133H64L63 131H65V128L67 127L66 126V124H62V122H64L63 120L64 119H66V118H72L73 117V115H74V117H75V115L77 114V112L79 111L81 114H82V112L80 111V109L83 111L84 110V108L85 109H87L88 110V117L89 118H91V119H93V118H95L97 115H100V117H102V119L100 118V121L102 122V120H106V118L105 117H103V116H101V114L99 113V108H100V106H101V103H100V101H99V99H101V98H106V103L103 105V107L105 106V105H109L112 109H115V110H121V111H124V112H133L132 113V119L134 118V122H131V121H129V120H126V122H122V125H121V128L122 129H125V130H127V131H129V133L130 132H132V131H135L134 129H139L140 127H138V126H135V123H136V121H138V124H140V125H142V126H144V127H152V128H154V129H156L157 128V130H158V132H159V129H161V128H165V129H167L168 127H166V126H168L169 124L168 123H173V121L176 119V122L177 123H181V122H185L186 120H188V118H189V113H190V115H192V116H194L195 115V110H192L191 112H190V110L191 109H185V107L186 106H190V104H194V101H197V99L195 98V95L193 94V92H192V90H191V87L194 85V78H193V76H192V74H194V73H197L195 70H192L191 68H192V66H190L189 65V68H187L186 67V69H181L180 68V65H179V62L178 61H176V60H174V59H172L171 57H170V54L168 53V51H167V54H165L166 53V51H165V53H164V46H163V44H158V47H156V46H153V47H150V48H148L147 50H142V51H134V52H131V51H129L128 50V48H125V49H123L122 50V54H121V56L120 57H117L116 59H115V61H113V62H111V64L109 65V67L103 72V70H101V65L100 66H98L97 67V64H94V66H89L88 67V69H87V72L86 71H84L79 77H78V79H77V81L76 82H73L72 81V87H74V88H76V90H78V91H80V93H79V99H77V101L79 102L78 103V105H80V107L78 106L77 108L79 109V110H77V112H76V110H75V112L72 110V108L73 109H76V105H74L75 104V102L73 103L72 102V100H74L75 98H69L70 99V101L68 102V97H69V93H73L74 92V90L73 89H71V87H70V90H69V93H65L66 94V97L67 98H65L66 99V102H68V104H70L71 102L73 103V106H75V107H72L71 108V106H70V111L72 110L74 113H76V114H72V116H69L68 114L70 113H68L67 112V114H66V112H64V110H62V109H58V103L56 104V102L58 101L59 103H60V101L62 102V100H60L61 98H59V99H56V100H54V101H52V102H50L51 100L49 99L48 101V103L47 102H45L43 99H44V95H43V93H44V91H46L47 93H48V91H47V88H48V86H46L47 88H46V90H45V88H44V90H43V85L39 88V90H37V88L36 87H34V88H36V92L34 93L33 91V94L31 95V98H30V100H29V102L27 103V99L28 98H26V103L27 104H25V102L24 101H22L21 99H23V97H25L24 96V94H23V96L21 97V98H19L17 95L18 94H16V93H14V92H12L13 94H16L15 96L13 95V94H11L10 96H8L7 95V93H6V91L4 90V89H6V88H4V81H5V78L7 77V76H14L15 74H19V73H22V71H23V68H24V63L26 62L25 61V58H26V56L24 55V54H27L25 51H26V49H27V52H29V50H33V52L34 51H37V55L35 54V56L33 55L34 53H36V52H34V53H32V51H31V56H34V59H35V57L38 59H44V58H46V57H50V54H49V50H50V48L49 47H61V48H64V45H73L72 47H76V46H74V45H80V47H81V56L79 55V58L80 59H85L87 56H91L90 54L92 53V51H93V49L95 48V49H101L102 50V48L109 42V40L110 41H112L113 43H116V44H120V43H122L123 42V40H124V38H128V37H123L125 34L123 33L124 31H123V26H121V27H119V28H114V29H109L108 27H103V26H101L99 23H98V21L97 20H94V19H88L87 18V15H84L83 13H82V11L83 10H85V11H83V12H86V11H88V9H90V7H85L84 9H79V7H78V1L77 0H64ZM64 1L63 2H61V3H64ZM96 1V0H95ZM5 2V1H4ZM16 2V6L18 7V3H19V8H21L22 6L20 5V4H22V2H20L19 0H16L15 1ZM25 2V1H24ZM40 2V1H39ZM41 2V3H42ZM59 2V1H58ZM1 3V2H0ZM10 3V2H9ZM12 3H14V1H12ZM32 3V2H31ZM41 3H39L38 5L39 6H41L40 4ZM77 3V4H76ZM102 3V2H101ZM3 4V3H2ZM2 4H0V5H2ZM5 4H8V1H7V3H4L3 5H5ZM33 4V3H32ZM2 5V6H3ZM14 5V4H13ZM24 5V4H23ZM36 5H34L33 4V6L35 7ZM2 6H1V8H2ZM7 6L8 5H6V9H8L7 8ZM25 6H27L26 4H25ZM25 6H24V8H25ZM8 7H10V6H8ZM28 7V6H27ZM27 7H26V9H27ZM38 7V6H37ZM36 7V8H37ZM65 7V8H64ZM3 8H5V7H3ZM30 8V7H29ZM32 8V7H31ZM30 8V9H31ZM35 8V9H36ZM10 9H15V8H10ZM18 9V8H17ZM23 9V8H22ZM21 9V10H22ZM30 9L28 10L27 9V12L28 11H30ZM34 9V11H36L37 9H39V8H37L36 10ZM41 9V11L43 12V10ZM0 10H2V9H0ZM9 10V9H8ZM7 10V11H8ZM11 11V10H10ZM23 11H24V9H23ZM34 11H33V13H34ZM38 12H40L39 10H37ZM44 11V12H45ZM3 12H4V10H3ZM37 12V13H38ZM47 12V13H48ZM14 13H16V11H14ZM18 13V12H17ZM16 13V14H17ZM23 13V12H22ZM24 13H26V12H24ZM31 13H32V11H31ZM36 13V12H35ZM36 13V14H37ZM0 14H1V12H0ZM7 14V13H6ZM20 14V13H19ZM29 14H30V12H29ZM1 15H3L4 16V14L2 13ZM0 15V17H3V16H1ZM13 17H14V15L15 14H11ZM22 15V14H21ZM32 15H34V14H32ZM44 15V14H43ZM7 16V15H6ZM5 17V16H4ZM10 17V16H9ZM13 17H11V18H13ZM7 19H9V18H7ZM3 20V19H2ZM6 20V19H5ZM11 21H13L12 19H10ZM4 21V20H3ZM2 21V22H3ZM11 21H9L10 23H11ZM15 21V20H14ZM1 20H0V26H1ZM6 22V21H5ZM8 22V23H9ZM10 23H9V26H11L10 28V30H9V32L14 28L13 26H14V24H12V25H10ZM48 23V24H47ZM2 24H4V22L2 23ZM5 24H7V23H5ZM4 24V25H5ZM4 25H2L1 27H2V29H5V26ZM16 25V24H15ZM3 26H4V28H3ZM7 27H8V25H6ZM116 29V30H115ZM115 31V32H114ZM13 31H11L10 33H12ZM44 32H45V34H44ZM5 33H6V30H5ZM34 33V32H33ZM32 33V34H33ZM9 34V33H8ZM11 35V36H10ZM10 35H7V36H10V37H12V35L14 36L15 35V32H14V34H10ZM17 35H19V34H16L15 35V37L16 38H18L17 37ZM45 35H47V36H45ZM22 36V35H21ZM32 36V35H31ZM23 37V36H22ZM21 37V38H22ZM53 38H55L56 40L54 41V42H51L52 41V39ZM28 41V42H27ZM125 42V41H124ZM27 44H28V46H27ZM162 45V46H161ZM25 46H27V48L26 49H24L25 48ZM31 48H33V49H31ZM83 46H85V47H83ZM131 46V45H130ZM28 48H30V49H28ZM36 49V50H35ZM168 49V48H167ZM25 50V51H24ZM60 50H62V49H60ZM59 50V51H60ZM90 50V51H89ZM173 50H175V48L173 49ZM179 49H177L176 51L177 52H180V50L178 51ZM28 56L30 55V52L27 54ZM25 56V57H24ZM207 56H210V55H207ZM211 57V56H210ZM213 57V56H212ZM218 57V56H217ZM30 57H28L27 59H28V61H30V59L32 58H30ZM199 58H201V59H198V60H201L202 62L204 61L203 60V57L201 56V57H199ZM26 59V60H27ZM33 59V58H32ZM31 59V61H34V60H32ZM38 59V60H39ZM51 59V58H50ZM55 59V58H54ZM206 59V58H205ZM215 59V58H214ZM214 59L213 60H211L210 62H214ZM225 59V58H224ZM42 60H41V62H42ZM223 60V59H222ZM226 60V59H225ZM31 61L30 62H26V64H31ZM47 61V60H46ZM52 61V60H51ZM55 61V60H54ZM85 61V60H84ZM200 61V62H201ZM217 61L218 60H216L215 59V62L214 63H217ZM24 62V63H23ZM41 62H40V64H41ZM56 62V61H55ZM57 62H59L60 63V60L59 61H57ZM56 62V63H57ZM196 62V61H195ZM195 62H194V65H195ZM201 62V63H202ZM209 61L208 60H205L202 64V66L201 67H207L208 66V64H210V63H208ZM212 62V63H213ZM36 62H34L33 63V66H34V64H35ZM54 62L52 61L51 62V66H53L52 64H53ZM62 63V62H61ZM186 63H188V62H186ZM190 64H191V62H189ZM197 63V62H196ZM211 63V64H212ZM213 63V64H214ZM218 63H223V62H221V61H218ZM225 63V62H224ZM37 64V63H36ZM38 64H39V62H38ZM200 65V64H199ZM198 65V66H199ZM218 65H220V64H217V66ZM32 66V65H31ZM49 67V70H47V71H49V72H47V73H51L50 71V69L52 68L53 69V71H55L56 72V70H55V68H59L60 67V70H61V68H62V66H56V65H54V67ZM56 66V67H55ZM221 66V65H220ZM223 66V65H222ZM26 67H28V66H26ZM38 67H39V65H38ZM45 67H47V66H45ZM211 67V66H210ZM35 68V67H34ZM66 67H64V68H62V70H64ZM152 68H154V69H152ZM196 68H197V70H198V67L196 66ZM196 68H193V69H196ZM204 68V69H205ZM39 69H40V67H39ZM42 69V68H41ZM48 69V68H47ZM203 69V70H204ZM43 70V69H42ZM60 70L58 71L59 73V75H58V77L57 78H59V80L60 79H62L61 81H63V79L65 80V81H67L66 79L67 78H65V77H59V76H61L62 74V72H60ZM67 70V69H66ZM200 70V69H199ZM206 70V69H205ZM205 70H204V72H205ZM208 70V69H207ZM44 72H45V70H43ZM43 71H40L39 73H40V75L42 76V75H45V74H41V72H43ZM182 71V72H181ZM223 71H228V69H223ZM43 72V73H44ZM55 72H54V74H55ZM64 72V71H63ZM207 72V71H206ZM46 73V72H45ZM47 73H46V76H47ZM66 73H68V72H64V74H66ZM208 73V72H207ZM206 73V74H207ZM55 75H57V73L55 74ZM54 75V76H55ZM67 75V74H66ZM65 75V76H66ZM18 76V77H17ZM16 77H17V79L19 78L20 79V77H19V75H17ZM52 76V75H51ZM62 76H64V75H62ZM76 76V75H75ZM206 76H208V75H206ZM31 77V76H30ZM40 77V76H39ZM38 77V78H39ZM44 77V76H43ZM66 77H68V76H66ZM72 77V76H71ZM70 77V78H71ZM201 77V76H200ZM40 78H42V77H40ZM49 78H51V80H52V77H49ZM73 78H75V77H73ZM72 78V79H73ZM14 79H15V77H14ZM14 79H12V82H16ZM34 77H33V79H31V80H33L32 82L34 83ZM46 79V78H45ZM14 80V81H13ZM30 80V79H29ZM36 80H38V79H35V82H36ZM41 80V79H40ZM40 80H38V81H40ZM42 80H43V78H42ZM9 81V80H8ZM7 81V82H8ZM46 81V80H45ZM44 81V82H45ZM49 81V80H48ZM54 81V80H53ZM52 81V82H53ZM60 81V82H61ZM65 81H64V83H65ZM11 82V79H10V84L12 83ZM32 82L30 83V84H32ZM41 82V81H40ZM43 82V81H42ZM41 82V83H42ZM51 81H49L48 83L51 85V83H50ZM57 82H58V80H57ZM20 83V82H19ZM67 83V82H66ZM69 83H70V81H69ZM68 83V84H69ZM13 84H15V83H12L11 85L13 86ZM37 84V83H36ZM46 84H47V82H46ZM46 84H44V85H46ZM48 84V85H49ZM10 85V86H11ZM17 86L19 85V84H16ZM28 85V84H27ZM26 85V86H27ZM40 85V84H39ZM49 85V87H53V85L52 86H50ZM57 85V84H56ZM55 85V86H56ZM59 85V84H58ZM67 85V84H66ZM16 86V87H17ZM23 86V85H22ZM25 85L23 86V87H26ZM35 86V85H34ZM57 87V86H56ZM59 87V86H58ZM65 88L66 89V86L64 85V86H62V88ZM68 87V86H67ZM93 87L95 88V90L92 92L91 90L93 89ZM14 88V87H13ZM59 88H61V87H59ZM59 88H58V90H59ZM63 88V89H64ZM20 89V88H19ZM33 89V88H32ZM51 89V88H50ZM53 89H56V88H53ZM18 90V89H17ZM16 90V92L18 93V91ZM25 90V89H24ZM29 90V89H28ZM31 90V89H30ZM73 90V91H72ZM27 91V90H26ZM63 92H64V90H62ZM71 91V92H70ZM9 92H11L10 90H9ZM52 92V93H51ZM55 92V91H54ZM53 92V90L51 91L50 90V93L53 95V97L54 98H56V96L59 94H55ZM58 91H56V93H57ZM59 92H61V91H59ZM29 93V92H28ZM77 93V92H76ZM230 93V91H228V93H226L227 94V96H228V94ZM10 94V93H9ZM20 94V93H19ZM49 94V93H48ZM47 94V95H48ZM55 94V95H54ZM78 94V93H77ZM68 95V96H67ZM71 95V94H70ZM16 97L15 99L16 100H18V101H20V102H22V103H19V102H15L16 103V106H17V104L19 103L20 104V107H21V104H23V106H25V105H29L30 107L32 106L31 104H29V103H32V101L34 102V103H36V106H38L36 109H34V112L32 111V113H29V114H25V115H23V113H17L16 112V114L15 113H12V102H13V100H14V98H11V97ZM29 96H30V94H29ZM75 97H76V95H74ZM222 96V95H221ZM221 96L218 98L217 97V99L215 98L214 99V103L212 104V105H210V107L209 108H207L206 109V111L204 112V114L202 115V118L200 119V118H198L197 117V119H196V124L197 123H199L200 121L201 122H204V123H201L200 125H202V127H204L205 126V123H208V122H210L211 121V118H213L216 114H217V111L219 110L218 108H219V106L222 104V100L224 99V98H226L225 97V95H223L222 96V98H221ZM48 97H50V96H48ZM64 99V100H65ZM72 99V100H71ZM75 99V100H76ZM225 100V99H224ZM45 103V104H43V102ZM64 102V101H63ZM39 103H42V104H39ZM18 104V105H19ZM38 104V105H37ZM64 104V103H63ZM111 104V105H110ZM15 105V104H14ZM35 105V104H34ZM33 105V106H34ZM54 105H57V106H55V107H53ZM60 105H62L61 103H60ZM28 106V107H29ZM32 106V107H33ZM64 106H67V105H64ZM63 106V107H64ZM15 107V106H14ZM18 107V106H17ZM19 107V108H20ZM29 107V108H30ZM57 107V108H56ZM60 107V106H59ZM192 107V106H191ZM19 108H17V109H19ZM23 108V107H22ZM22 108H20V109H22ZM68 108V107H67ZM19 109V110H20ZM18 110V111H19ZM30 110H32V109H30ZM87 110H86V112H87ZM15 111V110H14ZM71 111V112H72ZM31 112V111H30ZM72 112V113H73ZM28 113V112H27ZM83 113H85V111L83 112ZM71 114V113H70ZM79 114V113H78ZM85 114H87V113H85ZM85 114H82V116L84 115L85 116ZM63 115H65V116H63ZM80 115V114H79ZM63 116V117H62ZM76 116H78V115H76ZM81 116V115H80ZM81 116V117H82ZM83 116V117H84ZM87 116V115H86ZM84 117L83 119H85V120H89V119H87L88 117ZM73 117V118H74ZM99 117V116H98ZM72 118V119H73ZM76 118V117H75ZM79 120H76L75 119V123H76V127H77V125L78 124H84V123H86V122H84V121H82V119L81 118H79V117H77ZM70 120V119H69ZM97 120H99V119H97ZM61 121V122H60ZM99 121V122H100ZM73 122H74V120H73ZM72 122V123H73ZM98 122V121H97ZM64 123H67V120H66V122H64ZM89 123H90V121H89ZM92 123H93V121H92ZM94 123H96V121H95V119H94ZM69 124H70V122H68V126H69ZM102 124V123H101ZM133 124V125H132ZM173 124H175V123H173ZM70 125H72V124H70ZM74 125V124H73ZM72 125V126H73ZM84 125H86V126H88V127H91L90 125H88V122L86 123V124H84ZM92 125V124H91ZM166 125V126H165ZM236 125H237V123H236ZM48 126H52V128L53 127H55V129L53 128L52 130L50 129V127H49V131H47L48 130ZM60 126H61V128L62 127H65V128H62V130L60 129ZM79 126V125H78ZM86 126H83V127H86ZM94 126V125H93ZM95 126H97V125H95ZM83 127H80V128H82L83 130H82V133L83 132H85V130H84V128ZM98 127V126H97ZM101 127V126H100ZM68 128L69 127H67V130L66 131H68V132H73L72 130L70 131V130H68ZM74 128H75V125H74ZM78 128V127H77ZM47 129V130H46ZM64 129V130H63ZM91 129V128H90ZM99 129V128H98ZM102 129V128H101ZM103 129H105V128H103ZM54 132L55 131V135L54 136H51L49 133L51 132ZM76 130V129H75ZM87 130H88V128H87ZM95 130V129H94ZM31 131L34 133V134H32L31 133ZM61 131V132H60ZM103 131V132H102ZM107 130L105 129V131L104 130H99V132L100 133H104L105 134V132H106ZM136 131H140V130H136ZM143 131H144V129H143ZM146 131V130H145ZM156 131V130H155ZM51 132V133H52ZM39 133V134H38ZM92 134H95L94 132H91ZM91 133L89 134V135H91ZM95 134V137H98L99 139H100V135L101 134ZM140 133V132H139ZM155 133H157V132H155ZM54 134V133H53ZM60 134V135H59ZM68 133L66 132V134L65 135H67ZM73 134H75V132H73ZM84 134V133H83ZM34 135H38L37 137H39V138H36V139H33V137H34ZM69 135V134H68ZM77 135H79V134H77ZM85 135V134H84ZM98 135V136H97ZM106 135H107V132H106ZM33 136V137H32ZM86 136H88L87 134H86ZM104 137H106V139H107V136H105V135H103ZM103 136H101V137H103ZM143 136V135H142ZM158 136V135H157ZM36 137V136H35ZM67 137H69V136H67ZM76 137H78V136H76L75 135V138ZM90 137H92V136H88V138H90ZM94 137V138H95ZM104 137L103 138H101V140H103L104 139ZM122 137V136H121ZM135 137L136 138H139V137H137V135H135ZM148 137V136H147ZM147 137L145 136V138H144V141L146 140L147 142H148V140H147ZM155 137V136H154ZM161 137V136H160ZM173 137H175V136H173ZM173 137H171V138H173ZM80 138H82V137H80ZM79 138V139H80ZM83 138H85L84 136H83ZM82 138V139H83ZM93 137H92V140L94 141V140H97V138L96 139H94ZM108 138H109V136H108ZM123 138H125V140H127V138H129V137H127L126 138V135L125 136H123ZM157 138V137H156ZM156 138L154 139L155 141H156ZM175 138H177V137H175ZM179 138V137H178ZM64 139H66V137L64 138ZM78 139V138H77ZM113 139H115V138H113ZM112 139V140H113ZM122 139V138H121ZM121 139L119 140V141H121ZM170 139V138H169ZM168 139V140H169ZM174 139V138H173ZM68 140V139H67ZM76 140V139H75ZM91 140V141H92ZM100 140V141H101ZM105 140V139H104ZM104 140H103V142H104ZM137 140V139H136ZM140 140H141V142L143 141L142 139H141V137H140ZM171 140V139H170ZM169 140V142H171ZM176 140H178V139H176ZM62 141H64V140H62ZM69 141V140H68ZM72 141V140H71ZM85 141H87V140H85ZM89 142H90V145H91V141H90V139L88 140ZM88 141H87V143H88ZM106 141V140H105ZM109 141H111V140H109ZM115 141V140H114ZM163 141V140H162ZM161 141V142H162ZM167 141V140H166ZM74 142V141H73ZM103 142H100L101 144L103 143ZM106 142H108V140L106 141ZM112 142V141H111ZM111 142H109L110 144H111ZM123 142V141H122ZM157 142V141H156ZM174 142V141H173ZM186 142V141H185ZM194 142V141H193ZM205 142V141H204ZM61 143V142H60ZM66 143H67V141H66ZM64 144V146L65 145H67V144ZM68 143H70V142H68ZM77 143H79V140L77 141ZM82 143V142H81ZM85 143V142H84ZM97 143H98V140H97ZM97 143H94V144H97ZM118 143V142H117ZM150 143H152V141L150 142ZM149 143V144H150ZM155 143V142H154ZM206 143V142H205ZM71 144V143H70ZM101 144H99L101 147H102V145ZM107 145H108V143H106ZM109 144V145H110ZM113 144H116V142L115 143H113ZM113 144H111L110 145V147L111 146H114ZM137 144V143H136ZM140 144H142V143H140ZM182 144V143H181ZM180 144V145H181ZM187 144V143H186ZM194 144H195V142H194ZM54 145H56V143H54ZM63 145V144H62ZM73 145H75V143H73ZM72 144H71V146H73ZM80 145V144H79ZM99 145H98V147H99ZM108 145V146H109ZM118 145H120V144H118ZM157 145V144H156ZM164 145V144H163ZM163 145H161V146H163ZM183 145V144H182ZM190 145V144H189ZM191 145H192V142H191ZM70 146V145H69ZM68 146V147H69ZM70 146V147H71ZM134 145H132V147H133ZM140 146V145H139ZM145 146H147V144L145 143V145H144V147ZM155 146V145H154ZM170 146V145H169ZM185 146V145H184ZM59 147V149L61 150V147L60 146H58ZM66 147V146H65ZM69 147V148H70ZM82 147V146H81ZM84 147V146H83ZM106 146H103L102 148H105ZM136 147V146H135ZM135 147H133V148H135ZM148 147H151V144H150V146H148ZM147 147V148H148ZM174 147V146H173ZM178 147V146H177ZM186 147L188 148V146L186 145L185 146V149H186ZM190 147V146H189ZM198 147V146H197ZM203 147H204V143H203ZM54 148V147H53ZM67 148V147H66ZM89 148V147H88ZM92 148V147H91ZM94 148V147H93ZM107 148H109V147H107ZM114 148V147H113ZM164 148V147H163ZM162 148V149H163ZM191 148V147H190ZM52 149V148H51ZM57 149V148H56ZM59 149H58V151H59ZM63 150H64V147L62 148ZM68 149V148H67ZM67 149H65V150H67ZM72 148H70V149H68L69 151L71 150ZM74 149H75V147H74ZM96 149H97V146H96ZM106 149V148H105ZM115 149V148H114ZM124 149V148H123ZM149 149H151V148H149ZM165 149V148H164ZM181 149V148H180ZM183 149H184V147H183ZM189 149V148H188ZM194 149V148H193ZM193 149H190V150H193ZM199 149V148H198ZM80 150V149H79ZM95 150V149H94ZM98 150V149H97ZM145 150H146V148H145ZM155 150H156V148H155ZM168 150V149H167ZM166 150V151H167ZM171 150V149H170ZM173 150H175V149H173ZM201 150V149H200ZM200 150L198 151L197 149H196V154L197 155H195V153H193L194 151H190L191 153H189V155H191L192 154V160H194V164L197 162V160L200 158V160H198L199 162H202V165H205V166H207L208 164H210L211 165V163H210V161H211V158H210V161H207L204 157H203V155H201L202 154V152L200 153ZM203 151H205L204 149H202ZM72 151H73V149H72ZM71 151V152H72ZM84 151H86V150H84ZM90 151V150H89ZM92 151V150H91ZM90 151V152H91ZM118 151V150H117ZM147 151H149V150H147ZM160 151H162V150H160ZM165 151V152H166ZM181 151V150H180ZM187 150H185V152H186ZM49 152V153H48ZM60 152V151H59ZM70 152V153H71ZM75 152V151H74ZM77 152V151H76ZM90 152H89V154H90ZM112 152V151H111ZM174 152V151H173ZM185 152L182 150V152H180V156H178V154H177V156H178V159L179 158H182L183 157V159H184V157H187V155L188 154H186L185 155ZM198 152V153H197ZM206 152H209V149H208V151H207V149H206V151L204 152V153H206ZM57 153V152H56ZM61 153H62V151H61ZM66 153V152H65ZM65 153H64V155H65ZM77 153H79L80 154V152H77ZM148 153V152H147ZM150 153V152H149ZM148 153V154H149ZM160 152H158V154H159ZM171 153H172V151H171ZM171 153L169 154V152H167V154L169 155V156H171ZM178 153V152H177ZM187 153H188V151H187ZM203 153V154H204ZM58 154V153H57ZM81 154H82V152H81ZM88 154V153H87ZM91 154H92V152H91ZM141 154V153H140ZM151 154V153H150ZM161 154L163 155L164 154V152H161ZM198 154L200 155L199 156V158L197 159V160H195L196 158H197V156H198ZM207 154L208 153H206V154H204V155H206L207 156ZM76 155V154H75ZM105 155V154H104ZM153 155V154H152ZM152 155H149V156H151L152 157ZM157 155V154H156ZM166 155V154H165ZM164 155V156H165ZM173 155V154H172ZM209 155H211V151L209 152ZM221 155V154H220ZM53 156H54V154H53ZM61 156V155H60ZM60 156H58L59 158H60ZM79 156V155H78ZM91 156V155H90ZM158 156V155H157ZM160 156L161 155H159L158 157L160 158ZM167 156V155H166ZM174 156H176V155H174ZM196 156V157H195ZM212 156H215V154L214 155H212ZM52 157V156H51ZM62 157H63V155H62ZM72 157H74V154H72ZM75 157H77V156H75ZM85 157V156H84ZM109 157V156H108ZM134 157H136V156H134ZM145 157V156H144ZM154 157V156H153ZM152 157V158H153ZM172 157V156H171ZM191 157V156H190ZM189 157V158H190ZM49 158V157H48ZM53 158V157H52ZM67 158V156H65V159ZM141 158V156H139V159ZM162 158H163V156H162ZM195 158V159H194ZM203 158V159H202ZM213 158V157H212ZM221 158V157H220ZM134 159V158H133ZM137 159V158H136ZM143 159V158H142ZM145 159V158H144ZM165 159V160H164ZM163 160L164 161H166L165 163H171V164H173L172 163V161L173 162H175V160L177 159H175V158H173L174 160H172V161H170L171 159H170V157L168 158V159H170V160H166V158H164ZM177 159V160H178ZM186 159H188V158H186ZM209 159V158H208ZM67 160V159H66ZM149 160H151L150 158H149ZM156 161L158 160V159H155ZM161 160V159H160ZM160 160H158V164L160 165L159 167L161 168V169H164L163 167H164V164H161V161ZM176 160V162H178ZM185 160V159H184ZM203 160H205V162H206V164H204L205 162H203ZM217 160V162H218V160H220V159H216ZM56 161H58V160H56ZM61 161V160H60ZM63 162H64V159L62 160ZM68 161H69V159H68ZM67 161V162H68ZM71 161V160H70ZM69 161V162H70ZM123 161V160H122ZM168 161V162H167ZM62 162V163H63ZM66 162V161H65ZM68 162V163H69ZM77 162V161H76ZM104 162V161H103ZM133 162V161H132ZM135 162H139V160L138 161H135ZM175 162V164H179L180 165V162L179 163H176ZM183 162V161H182ZM181 162V166L180 167H183L185 164L184 163H182ZM191 162V163H192ZM44 163V162H43ZM42 163V164H43ZM47 163H49V162H47ZM78 163V162H77ZM140 163V162H139ZM145 163V162H144ZM147 163H149V162H147ZM164 163V162H163ZM219 163V162H218ZM227 163H228V161H227ZM55 164V163H54ZM184 164V165H183ZM220 164H221V161H220ZM219 164V165H220ZM223 164V163H222ZM224 164H226V163H224ZM63 165H64V163H63ZM72 164L70 163V166H71ZM157 165V164H156ZM161 165H163V166H161ZM166 165H168V164H166ZM170 165V164H169ZM189 164H187L186 166H188ZM191 165V164H190ZM228 165V164H227ZM226 165V167H229V166H227ZM234 165V164H233ZM51 166H53V165H51ZM68 166V165H67ZM66 166V167H67ZM99 166H101V165H99ZM145 166V165H144ZM154 166V165H153ZM171 166V165H170ZM169 166V167H170ZM193 166V165H192ZM205 166H204V168L202 169V170H205V171H208L207 170V167L205 168ZM209 166V165H208ZM69 167V166H68ZM83 167V166H82ZM85 167V166H84ZM93 167V166H92ZM97 167V166H96ZM102 167V166H101ZM107 167V166H106ZM119 167V166H118ZM136 167V166H135ZM141 167V166H140ZM159 167H157V169H158V172L161 170H159ZM168 167V166H167ZM169 167H168V169H169ZM177 167V166H176ZM180 167H179V169H180ZM194 167V166H193ZM222 167L223 168H225L223 165H222ZM36 168V169H35ZM147 168V167H146ZM174 168H175V166H174ZM195 168V167H194ZM218 168V167H217ZM255 168V167H254ZM41 169V168H40ZM40 169H38V170H40ZM76 168H74V170H75ZM95 169V168H94ZM152 169V168H151ZM154 169V168H153ZM184 169H188V168H184ZM183 169V170H184ZM220 169H221V167H220ZM228 169V168H227ZM226 168H225V171L227 170ZM230 169V168H229ZM42 170V169H41ZM51 170V169H50ZM67 170H69V169H67ZM73 170V169H72ZM166 170V169H165ZM170 170V169H169ZM182 170V169H181ZM180 170V171H181ZM182 170V174L183 175H181V176H185V177H187L186 175L188 174V173H185L186 171H183ZM193 170H195V169H193ZM193 170H192V172H193ZM218 173H219V171H218V169H215ZM43 171V170H42ZM83 171V170H82ZM157 171V170H156ZM173 171V170H172ZM190 171V170H189ZM200 171H201V169H200ZM215 171V172H216ZM221 171V170H220ZM222 171H224V170H222ZM229 171V170H228ZM244 171H245V169H244ZM243 171V172H244ZM158 172H156V173H158ZM161 172H163L162 170L160 171V173ZM185 173V175H184V173ZM202 172H204V171H201V173ZM209 172V173H208ZM208 172H205L204 173V177H205V175H210L211 173L210 172H214L213 170L211 171L210 169H209V171ZM230 172H231V170H230ZM246 172V171H245ZM251 172V171H250ZM167 173V172H166ZM190 173V172H189ZM195 173V172H194ZM193 173V174H194ZM201 173H199V174H201ZM227 173V172H226ZM225 173V174H226ZM229 173V172H228ZM237 173V172H236ZM241 173H242V170H241ZM238 174V176H237V174H236V176H237V180L238 179H241V178H238V177H240V175L242 176V174ZM247 173H248V171H247ZM74 174V173H73ZM193 174H191L190 173V175L193 177L194 175ZM198 174V175H199ZM203 174V173H202ZM212 174H214V173H212ZM221 174V173H220ZM249 174L250 173H248V177H246L245 176V178H246V180L244 179V178H242L243 180H236L235 178V180H236V183H233V184H231L232 186H234V187H231V188H233V190H235V191H238V192H240V191H244V193L245 192H252V193H250V194H252L253 195V198H254V195L256 194V193H258L259 194V196H256L255 197V200H253V201H255V202H253V201H251V203L253 204L252 206H249L250 205V203L247 205V206H249L250 208H252V207H254V208H256L255 209V212H252L251 214L252 215H248L249 216V221L248 220H245L246 218H248L247 216H245L244 218H242L241 217V221H242V223L243 224H245V225H243L242 224V229L240 230L241 232H243V230H245L244 229V227L245 226H248L249 228H251V227H253V228H255V226H256V228L254 229V231H261V233H264V200H263V197L262 196H260V195H262V194H264V187H263V193L259 190H255V191H252L253 189H255V188H258V186L260 185V186H262L261 184H259V183H261V182H256L257 183V185H256V183H255V185L257 186V187H254V182L256 181V180H253L254 182H252V181H250V180H248V181H250V184H251V186H253V187H251L250 185H248L247 186V178H251V180H252V178H253V176L252 177H249ZM255 174V173H254ZM69 175V176H68ZM154 175V174H153ZM165 175V174H164ZM167 175H169V174H167ZM217 175V174H216ZM221 175H223V174H221ZM232 175V174H231ZM234 175V174H233ZM233 175L231 176V177H233ZM73 176V175H72ZM85 176V175H84ZM147 176V175H146ZM180 176V177H181ZM188 176H189V174H188ZM191 176H189V177H191ZM219 176V175H218ZM224 176V175H223ZM235 176V175H234ZM256 176L257 175H255L254 176V178H256ZM76 177V176H75ZM149 177V176H148ZM166 177V176H165ZM168 177V176H167ZM174 177V176H173ZM191 177V178H192ZM211 176H209L208 178H210ZM217 177V176H216ZM9 178V179H8ZM145 178H147V177H145ZM144 178V179H145ZM184 178V177H183ZM188 178V177H187ZM218 178V177H217ZM226 178V177H225ZM148 179V178H147ZM167 179V178H166ZM173 179V178H172ZM181 179H182V177H181ZM181 179H179V177H178V180H180L181 182H182V180ZM186 179V178H185ZM184 179V180H185ZM213 179H216V178H213ZM211 180V181H213L214 182V180ZM234 179H229L228 180V186H229V181L230 180H232L231 182H235V180ZM150 180V179H149ZM154 180V179H153ZM164 180V179H163ZM177 180V181H178ZM194 180H197V177L196 178H194ZM226 180V179H225ZM224 180V181H225ZM234 180V181H233ZM142 181H144V180H142ZM152 181V180H151ZM180 181H178V182H180ZM219 181V183H218V185L220 184V182L222 181V179H221V181L220 180H218ZM217 181V179H216V182H218ZM224 181H222L221 182V184L224 182ZM241 181H243V182H241ZM145 182V181H144ZM176 182V181H175ZM226 182V181H225ZM237 182L239 183L238 185L240 186V187H242V188H244L243 190H242V188H238L237 186ZM245 182V184L244 185H242V183H244ZM252 182V183H251ZM143 183V182H142ZM177 183V182H176ZM184 183H186V182H184ZM145 184H146V182H145ZM145 184H143V185H145ZM153 184V183H152ZM213 184H216L215 182L213 183ZM221 184L219 185V188H220V186H221ZM226 184V183H225ZM227 184L226 185H224V183H223V185H222V189H223V186L224 187H226L227 188ZM235 184H236V188H238V189H240V190H238V189H234L235 188ZM253 184V185H252ZM230 185V186H231ZM247 187H249V188H245L246 186ZM214 186V185H213ZM11 187V186H10ZM150 187V188H149ZM215 187L217 188L218 186H216L215 185ZM219 188H217L216 190V192H218L220 189ZM225 188V189H226ZM230 188V189H231ZM253 188V189H252ZM262 188V187H261ZM215 188H213V190H214ZM230 189H228V190H230ZM246 189V190H245ZM247 189H249V190H247ZM10 190H11V188H10ZM143 190H149L151 193H152V197L151 198H149V199H142V198H144V196L142 195V198H141V194H142V191ZM212 190V191H213ZM224 190V189H223ZM232 189H231V191H229L230 193H234L235 191H233ZM12 191V190H11ZM17 192V191H16ZM144 192V191H143ZM214 192H215V190H214ZM214 192H211V193H213L214 194ZM220 192V191H219ZM249 192H248V194H249ZM254 192V193H253ZM256 192V193H255ZM2 193V192H1ZM0 193V194H1ZM6 193H3V195L4 194H6ZM144 194V193H143ZM150 194V193H149ZM148 194V195H149ZM228 195H230L229 193H227ZM2 195V194H1ZM145 196L147 195V194H144ZM209 195L211 196V194H210V192H209ZM209 195H208V197H209ZM217 196H219V197H217ZM264 196V195H263ZM199 197V198H198ZM205 197V196H204ZM207 197V196H206ZM228 197L229 196H225V200H226V202H228L229 204H230V202L227 200L228 199ZM257 197H261V198H259L260 200L262 199V201H261V203H260V200H259V203H257V201H258V199H257ZM3 197L1 196L0 197V199H2ZM196 199V198H198V200H201V202H199V203H202V204H199V205H197V203H194L193 201H194V199ZM217 198V199H216ZM227 198V199H226ZM230 198V197H229ZM6 200H8L7 201V203L8 204H6ZM1 201V200H0ZM204 201L205 202H207V204L206 203H204ZM69 203H71L70 205H72L73 204V206L74 207H72L73 209L71 210V209H69V211L71 210V213H72V216L73 217H71L67 212H69L68 211V205H69ZM213 203H214V201H213ZM228 203L227 204H224L223 205V207L225 206V205H228ZM208 204H210V206L208 205ZM256 204V205H255ZM201 205L202 206H204L205 205V207H206V209L207 210H205V207H201ZM207 205V206H206ZM215 205V204H214ZM215 205V206H216ZM231 205H232V203H231ZM209 206V208H207ZM218 206V205H217ZM246 206V207H247ZM70 207V208H71ZM195 207H198V208H196L197 209V212L198 213H202L201 215H202V217L204 216L203 214L204 213H206V212H204V210L205 211H207L208 213V215L207 216H209V218L211 217V221H207L204 225L202 224V221L200 220V216L201 215H199V217H197V218H195L197 215L196 214H193L192 216L194 217H192L190 214V212H191V210L193 209V208H195ZM199 207H200V209H199ZM220 207H222V206H220ZM249 207H247V209L249 208ZM204 208V209H203ZM213 207H211V209H212ZM196 209H194L195 211H196ZM202 209H203V212H202ZM221 209V208H220ZM220 209H219V211H220ZM225 209V208H224ZM230 209V208H229ZM200 212H199V211ZM218 210V209H217ZM226 211L228 210V209H225ZM231 210V209H230ZM229 210V211H230ZM219 211H217V212H219ZM229 211H227V215L226 216H231V215H229ZM250 212L252 211L251 209L249 210ZM6 212H7V215H6ZM74 212V213H73ZM194 212V211H193ZM196 212V213H197ZM1 213V212H0ZM216 213V212H215ZM5 215V216H4ZM108 215V216H109ZM196 215V216H195ZM221 216V215H220ZM235 216V215H234ZM237 216V215H236ZM116 217H117V215H116ZM201 217V218H202ZM216 217V216H215ZM239 217V216H238ZM237 217V218H238ZM206 218V220H207V217L205 216L204 217V219ZM220 217L218 216V219H219ZM222 218H225L224 216L222 217L221 216V220H222ZM231 219H232V221H233V218L232 217H230ZM230 218H227L226 217V219H229V222H231V220H230ZM116 219H118V218H115V221L117 222V220ZM235 219V218H234ZM74 220V221H73ZM110 219H108V221H109ZM114 220H113V222H115ZM120 221V220H119ZM218 221H220V220H218ZM217 221V222H218ZM222 221H225L224 219L222 220ZM235 221V220H234ZM237 221V220H236ZM240 221V220H239ZM240 221V222H241ZM246 221H248V222H246ZM250 221H255V223L254 222H250ZM107 222V221H106ZM105 222V223H106ZM112 221L111 222H108V224L110 225L111 223H113ZM205 222V221H204ZM203 222V223H204ZM212 222V223H211ZM221 222V221H220ZM220 222H218V223H220ZM239 222V223H240ZM246 222V223H245ZM71 223V224H72ZM104 223V224H105ZM216 223V222H215ZM226 223H228V220H227V222L225 221V222H221V226H222V224H223V226L222 227H224V228H221V227H219L220 225H218L217 226V223H216V225L215 226H217V227H219V228H221L222 229V232H220L221 233V236H223L222 235V233L225 231L226 232V228H225V226H224V224H226ZM251 225L252 223H254V224H252L251 225V227H250V225ZM77 224V223H76ZM81 224V223H80ZM233 225H234V223H232ZM231 224V225H232ZM256 224V225H255ZM73 226H75L74 225V223L72 224ZM230 224L229 225H226L227 227H229V226H231ZM235 225L237 226L238 225V223H235ZM234 225V226H235ZM72 226V227H73ZM81 226V225H80ZM103 226V225H102ZM101 226V227H102ZM117 226V225H116ZM118 226H117V229H118ZM241 226V225H240ZM97 227H96V229H97ZM104 227V226H103ZM107 228H103V230L102 231H104L105 229H107V231H109V232H107L106 230V233L107 234H114L112 231L113 230H116L115 228H112L113 230H111L110 229V227H112V226H110L109 228H108V226H106ZM218 228V229H219ZM230 228V227H229ZM228 228V229H229ZM237 228V227H236ZM246 228V227H245ZM259 230H258V229ZM79 229H80V227H79ZM79 229H76V231H78ZM98 229H99V227H98ZM97 229V230H98ZM215 231H214V230ZM223 229H224V231H223ZM239 229V228H238ZM257 229V230H256ZM95 230V229H94ZM251 230H252V228H251ZM105 231H104V233H105ZM231 231V230H230ZM253 231V230H252ZM91 233H96L97 231L95 230L94 232H93V230L92 231H90ZM256 232V233H257ZM78 233H82V231L80 230ZM89 233V232H88ZM118 233V232H117ZM216 233V234H215ZM74 234H76V233H73V236H74ZM85 234V233H84ZM188 234H190V235H188ZM227 234L230 236V234H229V230L227 231ZM78 235L79 234H76L75 236H77L76 237V239H79V237H78ZM81 235V234H80ZM79 235V236H80ZM95 235V234H94ZM100 235H102V233L101 232H99L98 233V236H99V238H102ZM115 235V234H114ZM185 235H187V236H185ZM213 235V234H212ZM213 235V236H214ZM217 235H216V239L214 238V239H212L211 241H217L218 242V239H221L220 237H218L217 238ZM225 235H226V233H225ZM254 235V234H253ZM261 235V234H260ZM259 234H258V236H260ZM74 236V237H75ZM85 236H86V238L88 237V240L90 239V238H92V236H93V234H92V236H90V238H89V236L87 235V234H85ZM238 236V235H237ZM237 236H236V239L235 240H237ZM263 236H264V234H263ZM54 238L55 240H54V242H53V244H52V242L50 241V238ZM105 237H107L106 235H105ZM153 237V238H152ZM215 237V236H214ZM256 237V241H255V238H254V236L252 237V238H254V241L255 242H257L258 243V239H259V243H260V239H262V235H261V238H257V236H255ZM44 238H46L47 240L49 239V241H50V245L49 244H47L48 243V241L46 240V239H44ZM70 239H68V237L66 238L67 240L66 241H64V245L66 244V246L69 244V246H70V243L72 242V241H70L71 240V235H70V237H69ZM81 239H82V236L80 237ZM98 238V237H97ZM96 239L97 241H99L100 239ZM104 238V237H103ZM102 238V239H103ZM167 238H169V239H167ZM61 238H59V240H60ZM74 239V238H73ZM95 239H91L90 241H92V242H95L94 240ZM106 240H104V242H103V240H102V242L104 243V245L105 244H107L108 243V241L109 240H107V239H109V238H105ZM166 239V242L164 241V240ZM171 239H173V240H171ZM191 239V238H190ZM193 239V238H192ZM207 239V238H206ZM61 240V241H62ZM68 240L70 241V243H68ZM84 240H86V239H84ZM163 240V241H162ZM187 240H188V238H187ZM225 240H228L227 238L225 239ZM250 240V239H249ZM263 240H264V238H263ZM262 240V241H263ZM73 241H76L75 239L73 240ZM112 241V242H113ZM175 241V240H174ZM179 241V240H178ZM182 241H183V239H182ZM184 241H185V239H184ZM195 241V240H194ZM202 241V240H201ZM220 241V240H219ZM247 241V240H246ZM254 241L252 240L251 242L253 243V244H255V245H253L252 244V246H255V248H256V246L258 245V246H260V244H257V243H254ZM60 241H58V244L59 245H61V243H62V245H63V242H60ZM79 242V241H78ZM105 242H107V243H105ZM148 242V241H147ZM190 242V241H189ZM204 242V241H203ZM210 242V241H209ZM208 242V243H209ZM224 242V241H223ZM235 242V241H234ZM233 242V243H234ZM248 242H250V241H248ZM248 242H246V244L248 243ZM68 243V244H67ZM88 242L87 241H85L84 243H82L81 245H82V247H81V245H79V243H78V245L76 244V242H75V244L78 246V248L79 247H81V248H79L78 250H80L81 249V253L80 254H83L82 253V248L83 249H85V247L83 246V244L85 245H88L87 244ZM91 243V242H90ZM96 243V242H95ZM101 243V242H100ZM180 243V242H179ZM178 243V244H179ZM207 243V242H206ZM215 243V242H214ZM214 243H211V244H214ZM221 245L223 244V245H225L224 243H222V242H219ZM226 243V242H225ZM232 243V244H233ZM55 244H57V243H55ZM54 244V245H55ZM110 244V243H109ZM145 244V243H144ZM149 244V243H148ZM153 244V245H154ZM174 244H176V243H174ZM204 244H205V242H204ZM227 244H228V241H227ZM230 244V243H229ZM231 244V245H232ZM245 243L243 244L244 245V247H246V246H248V245H246ZM250 244V243H249ZM63 245V246H64ZM72 245V244H71ZM100 245V244H99ZM191 245V244H190ZM193 245H195L194 243H193ZM196 245H197V243H196ZM209 245L210 244H208L207 246H208V248H209ZM216 245H217V243H216ZM215 244L213 245V247L214 246H216ZM223 245H222V247H223ZM238 245V244H237ZM246 245V246H245ZM55 246H57V245H55ZM63 246H60L61 248L60 249H63ZM66 246H64V248H69L68 246L66 247ZM170 246H171V244H170ZM170 246H168L167 248H165V247H163V250H162V252L164 251L165 252V254H166V252H167V249H168V251H170L171 252V250H170ZM175 246V245H174ZM173 246V247H174ZM205 246H206V244H205ZM226 246H228V245H226ZM225 246V247H226ZM232 246H234V244L232 245ZM236 246V245H235ZM240 246H241V244H240ZM239 246V247H240ZM72 247V246H71ZM71 247L69 248V249H71ZM100 247H102V246H100ZM162 247V246H161ZM172 247V246H171ZM173 247H172V249H173ZM189 247V246H188ZM221 247V246H220ZM221 247V248H222ZM244 247H243V249H244ZM57 248V247H56ZM74 249H75V247H73ZM109 248H110V246H109ZM160 248V247H159ZM186 248V247H185ZM185 248H183L184 250H185ZM195 248V247H194ZM207 248V247H206ZM207 248V249H208ZM224 248V247H223ZM222 248V249H223ZM232 248V247H231ZM234 248V247H233ZM263 248H264V245H263ZM263 248H260L261 249V251H260V249L257 247V249L256 250H258L259 249V252H260V254L261 253H264V252H262L263 250ZM54 249V248H53ZM58 249V248H57ZM57 249H55V251L57 250ZM73 249V250H74ZM97 249V248H96ZM95 249V250H96ZM101 249V248H100ZM105 249V248H104ZM107 249V248H106ZM125 249V250H124ZM162 249V248H161ZM161 249H160V251H158V250H156V249H153V250H156V251H154L155 252V255H159V254H157V251L159 252V253H161ZM179 249H181L182 250V248H179ZM189 249H190V247H189ZM209 249H211V250H213L212 249V246H210V248ZM227 248H225V250H221V252H220V250H219V252L218 253H220V254H222V252L224 251V253L229 249H227ZM236 249V248H235ZM247 250H248V247L246 248ZM50 250H51V248H50ZM77 249H76V251H78ZM92 250V252H94L93 251V248L91 249ZM91 250H90V252L89 253H91ZM99 250V249H98ZM111 250H114V248H111ZM149 250V249H148ZM147 250V251H148ZM151 250V249H150ZM150 250H149V252H150ZM166 250V251H165ZM174 250V249H173ZM186 250H187V248H186ZM191 250V254H192V250H193V248L192 249H190ZM216 250V249H215ZM230 250V249H229ZM232 250V249H231ZM241 251H243L242 249H240ZM250 250V249H249ZM53 251V250H52ZM51 251V252H52ZM60 251V250H59ZM58 251V252H59ZM100 251V250H99ZM105 252H107V250H104ZM110 251V250H109ZM179 251V250H178ZM194 251H195V249H194ZM208 251V250H207ZM214 251V250H213ZM236 251V250H235ZM238 251V250H237ZM253 251V250H252ZM252 251H248V252H251V253H249V255L250 254H252V255H254V257L256 256H259V255H256V253H254V252H252ZM8 252V253H9ZM54 252V251H53ZM57 252V251H56ZM75 252V251H74ZM78 252H80V251H78ZM103 252V251H102ZM114 252V251H113ZM143 252V251H142ZM185 252H188V251H185ZM197 252V251H196ZM209 252H210V250H209ZM248 252H245V253H248ZM46 253V252H45ZM44 253V254H45ZM61 253V252H60ZM88 252H86V254H87ZM98 253V252H97ZM110 253L111 252H109L108 253V255H110ZM118 253H114V256H116V254L118 255ZM139 253H140V251H137V253H135L137 256H139ZM173 253H174V251H173ZM173 253H171V254H173ZM189 253V252H188ZM194 253V252H193ZM222 254V255H225V254ZM227 253V252H226ZM235 253H237V252H235ZM2 254V253H1ZM4 254H6V253H4ZM35 254V255H36ZM47 254V253H46ZM62 254V253H61ZM85 253L83 254L84 256L86 255ZM102 254V253H101ZM101 254H100V256H101ZM124 254V253H123ZM134 254V253H133ZM142 254V253H141ZM164 254V253H163ZM165 254H164V256H165ZM179 254H180V251H179V253H178V257H179ZM197 254H199V253H197ZM196 254V255H197ZM213 254V253H212ZM211 254V255H212ZM216 254V253H215ZM34 255V254H33ZM39 255H36L37 256V258H38V256ZM51 255V253L49 254V255H47V256H50ZM88 255V254H87ZM105 255V254H104ZM112 255V254H111ZM126 255V254H125ZM131 255V254H130ZM150 255H152V256H154V254H151V252H150ZM149 255V256H150ZM167 255V254H166ZM170 255V254H169ZM168 255V256H169ZM183 255H187L186 253L185 254H183L182 253V255H180L181 257L183 256ZM195 255V254H194ZM193 255V256H194ZM195 255V256H196ZM228 254H226V256H227ZM231 255V254H230ZM230 255H228L229 256V262L230 263H232V262H234L235 260H236V258H238V257H234V261L231 259V257H230ZM234 255H238V254H234ZM1 256H3V254L1 255ZM0 256V257H1ZM5 256V255H4ZM3 256V258H5ZM39 256V257H40ZM46 256V255H45ZM78 256H80L79 255V253H78ZM82 256V255H81ZM113 256V255H112ZM120 256V255H119ZM168 256H167V258H168ZM172 256V255H171ZM170 256V257H171ZM198 256H200V255H198ZM213 256V255H212ZM217 256V255H216ZM216 256H213V257H216ZM225 256V257H226ZM33 256H31V258H32ZM97 257H99V256H97ZM124 257V256H123ZM127 257V256H126ZM131 257L133 258L134 256L133 255H131ZM148 257V256H147ZM151 257V256H150ZM158 258L160 257V255L159 256H157ZM156 256H155V258H157ZM162 257H163V255H162ZM166 257V256H165ZM180 257V258H181ZM184 257V256H183ZM182 257V258H183ZM187 257H188V255H187ZM200 257H202V255L200 256ZM199 257V258H200ZM209 257V256H208ZM207 257V258H208ZM249 257H252V256H249ZM248 257V259H250ZM261 257V256H260ZM3 258H0V263H1V261H3V260H5V259H3ZM35 258V257H34ZM37 258H35V259H31L30 260V262L31 261H34L35 262V260L37 259ZM41 258V257H40ZM39 258V259H40ZM68 257H66L65 258V260L67 259ZM90 258V257H89ZM92 258H94V257H92ZM106 258H109V257H106ZM121 258V257H120ZM137 258V257H136ZM152 258V257H151ZM179 258V259H180ZM181 258V262L183 261V259ZM186 258V257H185ZM191 258V257H190ZM203 258V257H202ZM210 258H211V256H210ZM261 258H263L264 259V257L262 256ZM1 259H3V260H1ZM42 259H43V256H42ZM54 259V258H53ZM63 258H60L59 260H61V261H63L62 260ZM77 259H79V257L77 258L76 257V261H77ZM86 259H87V257H86ZM97 259V258H96ZM117 259V258H116ZM123 259V258H122ZM128 259V258H127ZM127 259H126V262H127ZM142 259V258H141ZM153 260H154V258H152ZM163 259H165V258H163ZM169 259V258H168ZM168 259H166L167 260V262H168ZM176 259H178V258H176ZM197 259H198V257H197ZM209 259V258H208ZM221 259V260H220ZM218 261H219V263L220 262H222L223 260H225V258L222 260V258H220ZM230 259L232 260V261H230ZM252 259V258H251ZM256 259V258H255ZM263 259H261V260H263ZM8 260V259H7ZM41 260V259H40ZM40 260H39V263L41 264V262H40ZM45 260V259H44ZM64 260V261H65ZM71 261H72V258L70 259ZM81 260V259H80ZM83 261L85 260V258H83L82 259ZM92 260V259H91ZM119 260V258L117 259V261H115L116 263L115 264H117V262H119L118 261ZM121 260V259H120ZM130 260V259H129ZM133 260V262H134V259H132ZM153 260H150V261H153ZM156 260H158V259H155L154 261H156ZM162 261V259H159V261ZM187 260H188V258H187ZM186 260V261H187ZM209 260H211V259H209ZM208 260V261H209ZM227 260V259H226ZM225 260V262H228V261H226ZM252 260H254V259H252ZM9 261V260H8ZM37 261V260H36ZM42 261V260H41ZM54 261L55 262H57V263H59V264H61L62 262L61 261H56V259H54ZM82 261V262H83ZM89 261V260H88ZM106 261V260H105ZM105 261H103V263L105 262ZM123 261V260H122ZM137 261V260H136ZM140 261V260H139ZM143 261V260H142ZM180 261V260H179ZM194 262V264H197V261H200V260H191V263L189 262V260H188V263L189 264H193V262ZM204 261V260H203ZM215 261H217L216 259H214V260H211V261H209V263L210 262H212L211 264H213V262H214V264L216 263V264H219V263H217V262H215ZM243 261V260H242ZM245 261V260H244ZM7 262V261H6ZM10 262V261H9ZM28 262L29 261H27L25 264H28ZM30 262H29V264H30ZM34 262H33V264H34ZM45 262L46 261H44V264H45ZM49 262H52L51 260L49 261ZM48 262V263H49ZM78 262V261H77ZM81 262V261H80ZM87 262V261H86ZM124 262H125V257H124ZM129 263H130V261H128ZM178 262V260H176L175 261V264ZM185 262V261H184ZM196 262V263H195ZM202 262V261H201ZM201 262H200V264H201ZM204 262H206L205 264H207L208 262L207 261H204ZM204 262H202V264H204ZM256 262V261H255ZM259 262V261H258ZM263 263H264V261H262ZM262 262H260L261 264H262ZM35 263H38V262H35ZM47 263V262H46ZM64 263V262H63ZM62 263V264H63ZM65 263H69V262H65ZM64 263V264H65ZM72 263V262H71ZM79 263V262H78ZM90 263V262H89ZM97 263V262H96ZM95 263V264H96ZM107 263H109V262H107ZM106 263V264H107ZM111 264H112V262H110ZM144 262H142V264H143ZM145 263H147V262H145ZM149 263V262H148ZM147 263V264H148ZM158 264L159 262L157 261L156 263L155 262H151L150 264ZM166 263V262H165ZM164 263V264H165ZM179 263V262H178ZM177 263V264H178ZM246 264L248 263L249 264V262H248V260H246V262H245ZM244 263V264H245ZM251 264H252V262H250ZM259 263V264H260ZM21 264V263H20ZM43 264V263H42ZM52 264H53V262H52ZM77 264V263H76ZM114 264V263H113ZM120 264H121V262H120ZM136 264V263H135ZM174 264V263H173ZM183 264V263H182ZM185 264V263H184ZM198 264H199V262H198ZM227 264H229V263H227ZM255 264V263H254ZM258 264V263H257Z\"/></svg>",
  "mask_w": 264,
  "mask_h": 264
}]
</instances>
